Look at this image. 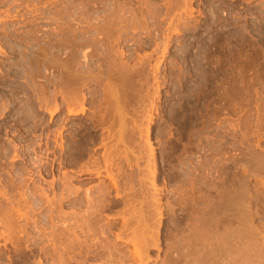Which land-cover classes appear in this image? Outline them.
Here are the masks:
<instances>
[{
	"label": "rangeland",
	"instance_id": "rangeland-1",
	"mask_svg": "<svg viewBox=\"0 0 264 264\" xmlns=\"http://www.w3.org/2000/svg\"><path fill=\"white\" fill-rule=\"evenodd\" d=\"M4 1L6 2V4L4 2L5 5L3 4V0H1L2 3L0 4L1 5L0 6V25H1L0 26V30H1V32H3L2 30H7L6 28H7L8 25H10L8 27H11V31L17 30V29H18L19 32L22 31L23 32V33H21L22 35H25L29 31H32L33 32V28H35L34 29V32H36V31H39L40 32L41 30L43 32L45 31V33H43L42 31H41L40 34L38 33V37H40L39 38L40 44L39 43H37V44H39V46L37 44H34V45H31V46L28 45V48H24L25 49V52L29 51V53L27 52L28 55L31 54L30 57H28V58H31V60L34 59V56H35L34 51L35 52L39 51V48L38 47H45L44 44L46 42H48V40L50 38L53 39L54 37H58L59 36L58 34H60V33L62 34V31L61 30L67 31V29H69L66 26V25H68V22H71L70 20L71 19L73 20V18L75 19V16H76V19L75 20H77V17H79V13L82 10H83L82 11L83 12V15H82V12H81V17L80 18H84L83 16H85V20H86L87 18H90L92 16V13H90L91 15H89V13H85V10H84L85 8H83V6H84L83 4L81 6L83 9L80 7L82 0H78L79 3L78 2L77 3L79 4V6L76 5L77 3L75 4V1L76 0H67V1L66 0H62V1L55 0L54 2L60 1L59 3L58 2L55 3V4H58V5H55L54 4L55 6L53 5L54 2L51 1V0H49V3H48L49 5L47 3H45V2H48L46 0H38V1L37 0L36 1H34V0H32V1L31 0H23V1H21L20 0L21 2L20 1L18 2L17 0H13L14 2L15 1L18 2L19 4L18 3H14L12 0H7V1L4 0ZM50 1L53 2V3L51 4ZM68 1H70V3H68ZM86 1L88 2V0H83L82 3L86 4L84 7H86V9L88 10L87 7H89L90 4H93V3L89 1L90 2V3L88 2V5L89 6H87V2ZM96 1L99 2L100 4L98 5V3ZM96 1H95V3H97L96 4V7H94L95 6V3L93 4V7L96 8V9H97V7L98 8L100 7V9H102V11H104V12H102V11L99 10L100 13L98 11L95 12V13L96 14L98 13L99 15L101 13H103L101 15H103V17L106 15L105 16V19H106V17H108L109 14H110V13L108 14V12H109L108 10L111 11L110 8H112V10H115V12L117 10V12L119 11V13H121V14H118V13H115L114 11L112 13V11H111V15L115 14L116 17L119 16V15L120 16L123 15V12L122 11L124 9L121 8L119 4H121V3L125 4V1L129 3V1H131V0H129V1H127V0H125V1L124 0L123 1L120 0L121 2L119 0H107V1H110L109 3L108 2L106 3V0H103L102 3H105L107 5V8L108 9L106 8V5L105 4L104 5L102 4L103 6H101V2L99 0H96ZM138 1L140 2V0H137V2ZM146 1L149 2L150 4L147 3V2H145V0H142V2H145V3H142L141 2L143 5L146 4L145 6H143L139 2L138 3H139L140 6L139 5H136V1L134 2L135 3L134 5H136L135 7H133L134 5L131 6L133 3L132 4H129V5L126 3L125 5H127V7L129 6L128 8L131 7V9H127V7H126L125 10L126 9L127 10L124 11V12H128L127 14L129 16H127L126 14H124V16H125V18L129 17V18H132V19H136L133 16H140V15H143V14H144V16H148V19L149 20H152V21H148L147 20V17H144L143 16L144 17V20H146L145 22L148 25H146L143 22L141 23V26L139 25L140 22H141L140 19L143 20V17L142 16H140L142 18H139V19L137 17V19L135 21L132 20V19H129V20H132L134 22H137V20H138V22L140 21L139 23L138 22L135 23L134 24V27H135V25H138V27H141L142 28L144 25H146L145 27H147L148 31H152L153 34H151V32L148 33V31H145L144 29H142V30L141 29H138L137 27H135V28L138 29V31H137L138 33L137 32L135 33V28L134 27H130L132 25V22L129 21V20H127V19H126V21H124L125 20L124 19V16H122L121 21L124 19L122 21L124 24L129 21L131 23V25L128 22L129 23L128 24V28H134V30L129 29L131 31H128V30H126V29L123 28V30H126V31L123 32V30H122V32L124 34L126 33L127 35H129L128 36L130 38V39L128 38L129 39L128 40L129 43L128 42L127 43H123L125 45H123V44L117 45V43H116V46L117 47L115 46V48H114V50L115 49L116 50L119 49V51H120L121 48L124 49V50L127 49V53H132L133 54V58H136V59H133L132 58L130 60L129 59H124L123 61L122 60H120V61L118 60L119 62L116 61L118 64L121 61L122 62L126 61L124 63H127V64L129 63L130 65H132L131 67L133 68V66H136L135 63H137L139 61H140L139 63H141V59H139L140 57L143 58V56H147V59H149L150 62L147 61V59H145V60L147 61V64H150V65H146V69H144V70H146V72L147 71H150V72L154 73V74L149 73V72L146 73L147 74V76H145L146 81H143L142 80L144 82V85H143V82L141 80H139L137 82H136V80H133L136 85L134 83H132V84H134L135 86H137L138 83H141L142 82L141 84L144 87V89H143L144 91L141 90V85H139L137 87H140V89H138L137 87H136V90L134 89V91L138 92V94L136 93L137 95H135L134 92H132V89H130L129 93H127V94H131V92H132L133 93V94H131L132 97H131V95L124 96V97H129L130 96L131 98H135V99H130V97L129 98H125L126 101H128L127 103H129V105L128 104L126 105L128 107L130 105L136 103L135 107L133 105H132L133 107H131V106L129 107L130 114H128L129 111L126 110V111H128V112H126L128 115H132L134 113L133 115H137V117L139 116L138 119L141 117V115H145V117L148 116V118H150V119H148L146 117L147 118L146 119V118H143L144 116L142 117V119H144V120H142L143 124H141V125H146V124L149 125V127L146 125L147 127L146 126H142V128L140 126V123H141L140 120L141 119L140 120L137 119L138 122H139L138 125L140 126V128L137 130L138 126H136L135 129H136V131L138 133L135 132V131H132V129L135 127V124L136 123L135 124H134V122L131 123V124L130 123H127V126L129 124L131 125V129L130 130L132 132L136 133L135 135H134V133H132L134 135L133 137H136V138L138 137L137 139H135V138L133 139L132 138L133 139L132 141L137 142L139 140V138H140L141 140L138 141L139 143H136V144H137L138 147L141 146V144H142L141 148H138L137 146H135L136 144H132L133 149L135 147L137 149H139V150L141 149L140 152L134 151L136 148L134 150H132V147L128 146L127 150L131 148L128 151V153H130L129 155H132L130 157L131 158L133 157V158L138 159V160L139 159H142V160L144 159L143 160V163H141L142 160H139V161H141V162H139V166H141V164H142V165H144L143 167H145V165L147 164V163L144 164V161L145 160H146V162L148 161V165H149V162H151L152 167L150 165V168H152V169L150 171H152V173H153V168H154L153 163H154V165H155V168H154L155 172H154L153 175H157V176H155V178L153 176L154 181L152 180V182L150 181L151 178H152L151 177L152 175H150V177H151V178H149L150 180L147 179L148 177L146 176L147 178H145V181H144V184L145 185H143L142 187L139 186V185H136V186L141 187L140 188L141 190L144 189L143 191L146 190L145 192H148V191L150 192L151 190H148V189L151 186V184L153 185V183H154V185H155L157 183L156 186L153 187V188H151V189H152L153 192H155V190H156V192L162 191L161 192L162 193L161 199L163 197V199H162L163 202H161V203L163 204V208H164L163 209V212H165L163 214L166 215V216H163L164 217L163 218V221L164 222L162 221L163 222V223H161V226H162L161 229L162 230H160V232H159V238L161 237V239H159V245H160L161 249L159 248V250H158L156 247L150 249V252H149L150 259L148 260L150 262H144V263H147V264H164V263L165 264H168V263H170V264H172V262L173 263L178 262V261L175 260L177 258H174V261H173V258H171V257H176L177 256V255L175 256L176 250H174V249H179L180 250L181 248H183L182 250H184V249L187 250V247L190 246V243H189V246H188V241H191L192 240L191 239L192 236L190 235L191 232H192V228H189L188 225H187V224H189V220H185L186 218H188L187 216H189V214H187V213H189V212H187V213L184 212L185 211L184 208L188 207V208H186V210L187 209L190 210L191 207L193 208V206H194L193 203L195 204V206H197L196 205V202L198 201V198L200 199L198 202H201V200L203 199V197H204V200H207V201H205L206 203L208 202L209 198H210L211 201L214 200L213 201V205L215 206L218 203L217 201H219L218 198L220 199V196H222L221 194H223V195L225 194V197H226V195L228 196V198L230 199V200L228 199V201L231 202L232 205L235 203V201H237L239 198L242 199L243 196H244V199H242V200H244V203L246 204L245 200L247 199V205H248L249 208L247 207V205H244V203H243V206H242L240 204V202H239L240 199L237 201L242 206V208H244L245 206L247 207V209L245 207V209L247 211V212L246 211L245 212L247 214H245V212H244L245 215L243 214L244 215L243 217L245 219H247L249 216L251 218L254 216L253 218H255V219H254V221L252 219V223H251V221H250L251 218L249 217L250 219L248 218V220L250 222H247V220H246V222H244L245 224L246 223L247 224L251 223L252 225L254 224L253 226H250V224L248 225V228H249L248 231H247V226L244 223L242 224V222L244 220L243 221L241 220V225L240 226H241V228L243 226L245 228V229L243 228L244 231H243V229L241 230V228H239V232L241 230L242 237H241V235L236 236L238 234V232H237L238 229L237 230L235 229V226L237 224L234 225V227H233V224L231 226V224H230L229 221H228L229 224H226L229 227L227 226V228L226 227L225 228L228 230L229 233H231V232L234 233V231H232L233 228L236 231L234 234H232V237L230 239H229L230 234L228 232H226V233L229 234V237L228 236H227L228 238L226 237V233H225L226 230H225V228H224V233L225 234H222V232H221V231H223V229H220L219 228L220 229V232L217 231V229L215 231L212 229L215 237L213 236V234H210L211 235L210 240L212 238L211 241L209 240L210 241V243H209L210 246L214 247L215 244H217L216 242L220 243L222 239L219 241L217 238H219V237L221 238L223 235H225V237L227 238V239L224 238V244L226 242L225 239L226 240L229 239L227 241L229 243L230 242L231 243L232 242H235L234 244L233 243L232 244L231 243L230 244L229 243L227 244V242H226L225 246L228 245L227 246L228 248H226V250H224V252L221 251V253L224 254V253H226L229 250L227 252L228 254H224L225 256H223L220 253H219L220 255L218 253H216L218 255L216 257V259H218V257L219 258H221V257L222 258H226L227 259L226 260V263L227 264H235V263L236 264H239V263H237L239 261V259H241L240 260V264H264V219H263V217H264V215H263L264 214V210H263L264 209V182H263L264 181V177H263L264 174L263 173L264 172H262V171L259 172L260 171L259 169H262L261 167L264 168V120H263L264 119V41H263L264 40V0H196V1L194 0L192 2V4H191V7H193L191 9L194 10V11L192 10L193 13H194V15L192 16L193 18L189 17V19H191V20L193 19L192 21H198V23L195 22L197 25L195 26V29H194V27H192V29H191L192 31L191 30L182 31L181 29H179L181 31L178 34H177V31L172 32V30L174 31L173 28H176L177 29V23H175L176 22V19L179 16L177 14L180 13V15H183L184 16V13H182V12H184L185 7H183V4H180V2H182L183 0H180V1L177 0V3H179L178 4L179 7H178V5H173V4L171 6H168V4H165V1L164 0H158V1L157 0H152V1L151 0H146ZM163 1H164V3H163ZM174 1L175 0H171L170 2L175 3ZM12 2L15 5L16 4L17 5L15 6ZM62 2H64V3H62ZM66 2L72 8L75 7V9L74 10L71 9V7L68 6ZM151 2L153 3L151 8H153L154 6H156V7L159 6L157 8H153V9H155L154 11L156 13L153 12V10H150L149 11V14L153 12L152 13L153 14L152 18L150 17L149 14H146L145 15V13H148L147 12L148 11L147 9H146V11L145 10L143 11V9H145L146 7L149 8V6L147 4L151 5ZM205 2L208 3V5H205L206 4ZM10 3H12L14 6L11 5ZM25 3H27V4H25ZM44 3L47 6H45ZM114 3H116V4H114ZM61 4H63V7L64 8L62 7ZM74 4L76 6L73 7ZM117 4L120 7V9H123L122 11L118 10L119 8H118ZM123 4H122V6H123ZM25 5H26V7H25ZM66 5H67V10L65 9V6ZM109 5H110V7H109ZM113 5L114 6L116 5L115 7H117L118 9H113V8H115V7H113ZM165 5H167L168 8L171 7V9H173L175 6H177L176 7V9H177L176 12H175L176 9H173V10L166 9L170 13H173V11H174V13H175L174 15L175 16L177 15L175 17L176 19H174L175 21L173 23H172V21H173V18L174 17H171L169 15L170 18H172V19H170L168 17V15L165 16L166 15L165 14L166 13V10L164 8H166V7H163ZM49 6L50 7L52 6L53 8L51 9ZM57 6L58 7L60 6L59 7V12L61 11V9H63V11H64V12L63 11L61 12V16L64 13L63 14V18L65 19L64 22H62V20H64V19H62V18L60 19V17H61L59 15L60 13L59 12H58L59 14L56 13L57 10H58L57 9L58 8ZM137 6H139L140 9H141L140 11L142 13L140 12L141 13L140 15H137L138 14L137 13V10L138 9H136ZM180 6L182 8H184V10L183 9H180ZM16 7H18V8H16ZM55 7H56L57 10L54 9ZM93 7H91V8H93ZM91 8L89 7L88 12H91L90 11ZM218 8H220L222 12L219 11V16L216 18V15L214 14V12ZM70 9H71V11H70ZM220 9H218V10H220ZM16 10L18 11V13L15 12ZM37 10H38V12H35ZM53 10H56V11H53ZM68 10L71 13H74L75 10H76L75 13L76 14L78 13L77 14L78 16L74 13L73 14L74 16H71V19H69L70 17L68 15H71V14L69 13ZM87 10H86V12H87ZM135 10H136V15H132L133 12L135 13ZM65 11L68 12L67 16H66V12ZM94 11H95V9H94ZM94 11H92V12L94 13ZM105 11H107L106 13L108 14V16H107V14H105ZM131 11H133V12H131ZM157 11L158 12H161V13H158ZM198 11H199V14H198ZM42 12H44V15L42 14ZM51 12H53V13L55 12V13L53 14ZM48 13H50L52 16L50 14H48ZM129 13L131 14V16H130ZM55 14H56V17H58V19H60L61 21L60 20H56L54 18L55 17L54 16ZM85 14H87V15H85ZM96 14L93 15L94 17H92L90 19H87V20H89L88 22L91 21L90 23H86L85 22L86 24L85 25L82 24L81 26H83V27L85 26L84 29H86V26H87V28L90 27V29H91V27H92V25L94 23L96 25L98 23V21L99 22L101 21L100 24L98 23V25H96V26H99L100 25V27H97L96 28L98 30V28L99 29L101 28V25L103 26V24H108L107 21H110L111 19H112V21L113 20H116V21H114V22H116V24H117V22H119L120 24H123V23L120 22V17H119V19L117 21L115 15H113V17H115V18H112L110 16V17L107 18L108 20L106 19L107 21L104 22L103 21L104 18L101 15L100 16L102 18H100V16H98V14L96 16ZM167 14H169V13H167ZM206 14H207V16H206ZM212 14H214V15H212ZM158 15H161L162 17H160ZM171 15L173 16V14H171ZM220 15H221V17H220ZM48 16H49V18H48ZM64 16H66V17H64ZM86 16H87V18H86ZM41 17H43V19ZM45 17H46V19H45ZM51 17H53V18L51 19ZM167 17H168V19L165 20V18H167ZM47 18L48 19H51V20H48ZM66 18H68V19H66ZM187 18H188V16H187ZM53 19L56 20V21H54ZM92 19H95V21L94 20L92 21ZM214 19H215L216 23H215ZM34 20H36L38 23L39 22L40 23L37 24V22L34 21ZM67 20H69V21L66 23ZM75 20H73V21H75ZM78 20L80 22L85 21L84 19H82V20L81 19H78ZM162 20H163V23H162ZM218 20H219V22H218ZM33 21L36 22L35 23V26L33 24L34 23ZM41 21H43V22H41ZM48 21H49V23H48ZM51 21L52 22L54 21L53 22L54 23L53 25H52V23H50ZM59 21H60L59 24L56 23V22H59ZM79 21H77V22L75 21L74 24L71 22L72 23V27L75 26V29H77L76 28L77 27L76 24ZM166 21L167 22L171 21L170 23H172V24L175 23V24L173 26H170V23L168 24ZM114 22H113V25L115 26ZM155 22H157L158 24L155 23ZM63 23L66 24L65 25L66 27L64 26ZM154 23L157 24V25H155ZM87 24H89V26ZM193 24L194 23H192L191 26H194ZM12 25H13V27H12ZM17 25H19V26H17ZM36 25H37V27H36ZM48 25H50V26H48ZM51 25H52V27H51ZM44 26H46V28H44ZM58 26L61 27L60 32H58L59 31L58 30L59 29ZM68 26H70V23H69ZM108 26H109L110 29L113 27L111 21H110V25H108ZM154 26H156V27H154ZM14 27L15 28L18 27V28L15 29ZM55 27H57V30H56ZM150 27H151V29H150ZM168 27H172V28H170L171 30L168 29ZM196 27H198V28H196ZM36 28H37V30H36ZM54 28L57 31V34L56 33L53 34L54 31H55ZM92 28L94 29V26ZM28 29H29V31L27 32ZM45 29L48 31V33H46L47 31ZM52 29H53V31H52ZM72 29H74V28H72ZM155 29H157V30L154 31ZM8 30H10V28H8ZM168 30H170V31H168ZM112 31L115 32V33L118 32V31L117 32L114 31V29H112ZM132 31H134V33H132ZM128 32H131L132 34L131 33L128 34ZM167 32H172L173 35H171L170 33H168L167 36H165ZM91 33L92 32H88V35L85 34V35H83V37L85 36V38H86V37L89 36L90 39H91V42L93 43L92 39L93 38H96V37H93L92 38L91 35H89ZM146 33H148L149 35L151 34V36L154 35L153 36L154 38L151 37V36L149 38V35L148 34L146 35ZM156 33H158V34H156ZM41 34H43V35H41ZM49 34H53V35H51V37L48 38L50 36ZM117 34H115V36H117ZM133 34H135V35H133ZM45 35H48V36H45ZM130 35H132V36H130ZM169 36H171V38H169ZM43 37H45L44 39L47 38L46 39V42L43 39ZM89 37L87 38L88 40H89ZM133 37H136V38L133 39ZM151 38L152 39H155L156 40V43L157 44L159 43L160 45L158 44V46H157V44H150V42H152V39ZM165 38H167V40ZM136 39H139L141 41H138ZM41 40H44V41H41ZM155 40H153L152 43H155L154 42ZM158 40H160V41H158ZM89 41H87V42L90 43ZM112 41H111L112 45H115L114 44L115 41H113V42ZM163 41L166 42V45L167 46L163 45ZM134 42H136L137 44L138 43H141V44L144 43V44H146L147 45V47H146L147 49L145 48L144 50L139 51L138 52V55H136L137 53H136V51H133V49L137 50L138 47H137V44H134ZM92 43H91V45L89 44V46L95 45V43H93V44ZM86 44H85V46L83 48V52H85L87 50L86 52L88 53L90 50L92 51L93 47H87L88 44L87 45ZM148 44H150V45H148ZM0 45H1L0 46L1 48L3 47L4 50H6L7 52L9 51V50H7L8 49V46H10L9 44H7V47H6V43L4 44L3 41H0ZM127 45H129V46H127ZM85 47H86V49H85ZM96 47L94 46V49L95 48L98 49L97 44H96ZM101 47H100V52L104 50L103 49L104 46L101 45ZM164 47L167 48V49H165ZM89 48H92V49H89ZM105 48H106V45H105ZM128 48L131 50L130 52H128L129 51ZM81 50H82V48H81ZM63 51L65 52L66 50H63ZM63 51H61V54H60V52L59 53L57 52V55L55 56V58L56 57H59V60H61V62L59 61L60 63H62L63 61L64 62L65 61L67 62L68 59H70V58H66V57H68L67 56V53H66L68 51L65 52L66 53L65 55L63 54L64 53ZM94 51H95L94 53L96 54V52H98L99 50L98 51L97 50H94ZM31 52L34 54V56H33V54ZM133 52L136 53V54H134ZM23 53H24V51H23ZM53 54H49V56L47 57L48 59L50 58L51 61L46 60L47 58H45L44 60H46L47 63H49V62L51 63L52 60L55 59L53 57L55 54L54 55ZM62 54L64 56H66L65 58L67 60H64V56ZM142 54H144V55H142ZM249 54H250V56H249ZM80 55H82V54H80ZM80 55H79V53H77L78 58H75V60L76 59L79 60L80 57H82ZM61 56H63V57L61 58ZM137 56L139 58H137ZM92 59L89 60L90 61V62H88L89 64L83 63V57L79 61L83 63L82 66H86L87 65L86 67L89 66L91 68H94L99 63L100 64L102 63L103 64L102 67L103 66L105 67V64L106 63L105 62H102V60H100L98 56L96 58L97 60L96 59H93L92 60ZM98 59H99V61H98ZM19 60L20 59L18 57H16V58L15 57H12L10 59H7V58H4V57L0 56V71H1L0 72V106L3 107L2 105H4L6 107V108L4 107L6 109V110L4 109L5 112L3 111V108H1L2 111H0V132H1L0 133V158H1L0 161L3 163V166H4V167H0V168L1 169L2 168L5 169V170H3V169L1 170L0 169V171H1L0 173L4 177H7V178H11L12 177L11 179H7V178L4 179V177L2 179L1 178L2 176L0 175V178L3 181V183L1 181V184H2L1 186L4 187L6 184H8V185H6L7 187L10 186V185L12 186L13 183H11V181L14 182L15 181L14 179H16L15 182H17L19 180L17 178L18 177L20 178L23 174H26V173L27 174L28 173H31L32 174L33 173L34 175L33 174L32 175L29 174L31 178L28 175H27V179H24L26 177L23 178L24 181L25 180H28V181H25V182L23 181L24 184H20V180L17 183H19L20 185H25V188L27 187L28 189H31L30 188L31 186L33 188V185H35V183H36L37 184L36 186H39V187H37L38 190H39V188H40V191L43 188L45 190L48 188L47 191L48 190H51V191L50 192L49 191L48 192L47 191H45V192L41 191V193H42L41 194L36 189V191L40 194L39 196H37L38 193L36 192V194H37L36 195L37 200H36L35 195H33L34 192H28L27 193V191H28L27 188H26L27 189L26 192H24V193L21 192V191H23V189L22 190L20 189V191H18L19 189H17V191H16V188H18L16 185H18V186H20V185L17 184V183H15V182L14 183L16 184L15 185L16 188H15L14 184H13L12 187H8V189H6L4 187L5 188L4 191L2 190V187H0L1 188L0 189L1 190L0 194L2 195V196L0 195V207L2 206L0 208L1 209L0 212L2 214L4 213L6 215L7 212H9L8 214H10L11 213V210H13V212L10 214L11 216H13L16 213V211L18 210L19 212L17 214H15L18 218L16 216H15V218L12 217L11 218L12 219L11 222L14 221L16 224H18L20 222V224H22V225H20V224H18V225L22 228L23 225H24L23 223H25V220H22L23 218L20 219V217H19L20 215L19 214H24V213L26 214V212L23 213L22 210L25 209L27 211V209H30L29 206L28 207H26V206L20 207V205L17 204L18 202H21L22 201L21 200L22 197L20 198V196H22L21 195V193H22L25 197H28L29 196L30 199H31V197L33 196L34 199H35V200L32 199V202L34 201V204L33 203L31 204L32 209H30L33 213L30 210H28L30 212L27 211V213H29V216L30 217L31 216L33 217V215H37L39 217L42 216V218L44 220H46L45 218L46 217L48 218L54 212V214H52L51 217L54 218L55 220L54 219L53 220H49L51 218H48V220H46V222L43 221L42 223L49 225L52 222V228H53V230L55 228L53 226H57V228L58 227L59 228L58 229L55 228V230H54V233L57 232V233L54 234V235L57 234V238L54 235L53 236L51 235L53 238L51 236H49V238L52 239L53 241H54V239L57 240L56 243L53 242L52 240H50L48 237H46V238L44 237L42 239H39L38 234H37L39 232L35 231L36 229L33 230L32 228H34V227L31 226V225L29 226L30 229H28L26 227L27 236H25L24 239H23V240H27L29 243L27 241H25L26 243L24 242V244H23V242H21V241H18V243H17L16 240H14V239L11 240V238H13V236L15 238V235L11 234V232H10L13 229L10 230V231H8L10 233L9 234L10 236L8 235V237L9 238L11 237V238L8 239V237L6 236L8 234V232H7V234L5 233V235L3 237L4 238L7 237V238H5V241H7L6 239H8L9 241L11 240L12 243L8 241L7 243H8L9 246L6 245V246L0 247V264H24L25 262L23 261V257H24V254L23 253L27 254L28 255L27 258H29V257H31L32 254H34L35 252H37V247L36 246H31L32 244H34V245L35 244L36 245H40L42 243V245L45 244V246H47V248H49V250H50L51 249L50 247L52 246V244H54V245L55 244L56 245L58 244V246H59L61 244V243H58L60 239H61L60 242L61 241L65 242L66 237H67V240H68V238L74 236V234H75V239L78 238V240H79V241L77 240L76 242H83L84 241V237H83L82 234H84V232L86 231V230H84V232H83V231L80 230V227L81 226L83 227V225H81V224H85L82 220H85L86 218H83V217H85V215H87L86 212L89 211L90 208H92L93 203L96 202L95 200H97V198L100 195L99 192H94V193L91 192V194H93V195H91L89 193L91 195L90 196L91 199H90V198L86 197L87 196L86 194L88 192L85 194V192H83V190H84L83 188H85V190H86V188L87 189H91L90 187H92V186H93L92 188H95L96 186H98L102 182V179L101 180L95 179L94 181L93 180H89V176L88 175H85V176L82 175V177H79L78 175L73 174V176L75 177V178H73V183H72L73 187L75 186L76 188L77 187L78 188H81L82 187V188H81V191L80 192H77L76 194L74 192H72V193H74L73 194L74 196L76 195V197H74V196L71 195L70 198H72V197H74V198L81 197L83 199V203H79V205H74L75 207H73V205H70L69 204V199L68 198L70 196V193L66 192V194H68L67 195L68 197H67L65 195V189H66V187L65 186H62V185H64L63 183L65 181L63 179H60V178H59L60 181L57 182V180H56V179H58L59 175L62 176L63 174H68V171L69 170L71 172L73 171V170H71L72 168L68 169L69 167L66 166V165L65 166L63 165L61 167V165H62L61 163L63 162L62 159L64 160V162H68V161H71L72 158H73V157L70 156L69 149H67V147L69 145H67V147H65L66 144H68V142H67V139L68 138L66 139L65 137L69 133V131H71L72 129L73 130H76V129L77 130H81V128H83L85 126L84 124L86 122V121H83V120L89 119V116H90V119L93 118L92 115L94 116V114H92V113H94V112H92V111H94V108L92 106L91 107H88L89 106V104H88L87 105V107H88L87 108V115H88V117L86 115L84 117V119L81 118V117H79L78 119L71 118L72 123H70L67 126H65L66 122L65 123H62L63 122L62 119H64L65 118V115H66V110H65L66 107H64L63 108V113L59 117L60 120L58 119L60 122H57V124L55 122L54 123L50 122L51 120H50L49 114L46 111L43 112L44 109L38 108L39 107L38 106L39 105V103H38L39 101H38V98L37 97H41V95L44 94V92L41 93V91H43L42 90L43 87H45L47 85L46 87L48 88V85H49L48 83H50L51 81H56L57 77H59L62 74V73L60 74V71H61L60 64L58 66L54 65L55 68L57 67L56 69H54L53 65L52 66H49V67H51L49 69V67L47 68L46 66H48L50 64H47L46 63L45 64V67L47 69H45V67H44L43 69L40 70V71L43 70L42 71V75L45 76V74H46V76H45L46 79H45L44 76H42V77H39L38 76L37 78L34 76L33 73H35V75H36V72H34L33 69H34V67L36 68V66H34L36 63L34 62L35 63L34 65H33V63H30V62H33L34 60L33 61H29L30 59L29 60H25V62L22 65L18 64V61ZM78 60H76V62H78ZM91 60L94 61V62H92ZM110 60H113V59H110ZM244 60H245V62H244ZM96 61H98L99 63L96 62ZM93 63L96 64V65H94ZM112 63H115V62H112ZM139 63H137V64H139ZM14 64H16V65H14ZM26 64H28L29 66L26 65ZM79 64L81 65V63H79ZM17 65H18V67H17ZM130 65H127V66L130 67ZM10 66H11V68H10ZM19 66H20V68H19ZM25 66L28 67V69L30 68L33 73L31 72L30 69L29 70L26 69ZM138 66H141V65H137V67H134V68H138ZM21 67H24L27 70V72H26V70H24V68H21ZM58 67H59L60 71H59ZM100 67H101V65L98 68L96 66V68H94V69H99ZM155 67L156 68H159V69H157L158 72H157V70H156ZM220 67L221 68L224 67V68L220 69ZM16 68H17V71H16ZM132 68H131L132 71H137L136 69L134 70ZM36 70L37 69H35V71ZM44 70H45V72H44ZM152 70H154L155 72L152 71ZM14 71H16V72H14ZM28 73L29 74H33V76L35 78L30 77L31 78V81H30V78L28 77L29 75L26 76ZM156 73H158L159 75L156 74ZM146 74L144 73V75H146ZM37 75H39V74H37ZM47 75H50V76H47ZM146 77H148V79ZM157 78H159V79H157ZM142 79H144V78H142ZM39 80L42 81V82H40ZM46 80L47 81L50 80V81L47 82ZM31 82L33 83L34 86L32 85ZM35 82L37 84H35ZM29 83H30V85H29ZM45 83H47V84H45ZM39 84H44L45 86H43V85L41 86ZM102 84H104V83L101 82V84L99 85V87L98 86L95 87V88L94 87H91V88H89V90L90 89L91 90H94L95 89L94 91H98L99 90L98 93L97 92H94V93L100 94L99 92L102 91V90H100L98 88H103V87H101V86H103ZM35 85H37V86H35ZM38 85H39V87H38ZM134 85H132V86H134ZM27 87H30V88H27ZM35 87H37V90H38V88H40L36 92L37 94L35 93V91H33ZM156 88H158V89H156ZM138 90H141L142 92L141 91H138ZM86 91L87 90H85V92ZM38 92H40V93H38ZM39 94H41V95L39 96ZM35 95H36V97H35ZM133 95L135 97H133ZM14 96H15V98H14ZM60 97L61 96L58 95V99H59L58 101H61L62 100ZM124 97H123V100H125ZM6 98H10V99H6ZM11 98H14V99L12 100ZM46 98H48V97H46ZM35 99H37L38 102ZM129 100L134 101V103H132ZM14 101H16V102H14ZM139 101H141L142 103L144 102L143 104H141V107L142 108L140 107L139 104H138L139 106L137 105V102L138 103H141ZM48 102H50V99L48 100ZM48 102L46 104L49 105V109H50L52 106L50 107V103H48ZM24 103H25V105H24ZM32 103H34V104H32ZM130 103H132V104H130ZM37 109L39 110V112H38ZM41 109H42V111H40ZM91 109H92V111H91ZM125 109H127V107H125ZM47 111H49V110L47 109ZM144 111L147 112V113H144ZM2 114L3 115L5 114V115L3 116ZM127 114L125 116L126 119L131 118V116H127ZM146 114H148V115H146ZM1 115L3 117H1ZM28 115H30V116L27 117ZM149 115L151 117H149ZM22 118H23V120H22ZM26 118H29V119L27 120ZM134 118H136V116L133 117V119ZM79 119H82V120L79 121ZM131 119H129V120H131ZM24 120H26V122ZM132 121H136V119L135 120H132ZM132 121H129V122H132ZM260 122H262V123H260ZM87 123L89 124V127H91V128L93 127V125L90 122L87 121ZM74 124H76V125H74ZM130 125L128 127H130ZM68 126H69V128H68ZM132 126H134V127L132 128ZM61 127H62V129H61ZM148 128H149L148 131L145 130V129H148ZM57 129L58 130H62L61 132L66 131V132H64L65 133L64 134L65 136H64L63 140L62 139L60 140V138L58 137V140L62 141L63 144L65 143V146L63 147V150L65 151L64 153L61 150H60L61 152L58 151L60 149V147H57V145L54 143L55 139L52 137V134H53V136H54V134L56 135L55 130H57ZM140 129L143 130V131H147L149 133L142 132L143 134H141L140 136L141 137L144 136V138H141L139 136V134L141 133V132L139 133V131H141ZM146 134L148 136V139H147ZM85 138H87V136ZM58 140H57V143H61ZM46 141H47V143H46ZM48 141H50V142H48ZM51 142H53V143H51ZM143 142L146 145L150 143L149 145L153 148V151L154 152L151 153L152 148H150L149 145H148L149 148H147L146 145ZM51 145H54V146L56 145V147L51 146ZM50 146L52 148L53 147L54 148H57V149L59 148L58 150H56V152L57 151L60 152V156H59V153L57 152V155L58 156L57 155L56 156L59 157V158H57V162H56V165H55V171H57V170H61V171L60 172L57 171V173L55 172V174H51L50 173L49 175H51V176H49L48 174L45 175V173H43L42 174L43 176H42V175H40L42 171L40 172L39 171L40 170L39 168L37 170V167L36 166L34 167L32 165V161H34L35 158H37V160H39L38 158H40V157H37V156L42 155V153H44L46 155V153L48 154V152H51V151H47V149L51 150L50 149ZM34 147L36 149L35 151L32 149ZM46 147H47V149H46ZM142 147L146 149V152H149V153H151L153 155V156L150 155L151 158H152L151 160H148L149 157H147V156H149V153L146 156V154H144L145 153V150ZM39 148H41V150H46V151L45 152L44 151L42 152ZM148 149H151V150L149 151ZM9 150H11L10 153L13 152V153H11V157H9V156L7 157L6 156V155H10L8 153ZM38 150H40L41 153H39ZM66 150H68V151H66ZM72 150L75 151V148L72 149ZM32 151H33V153H32ZM122 151H125V149H123ZM142 151H144V152H142ZM28 152H29L30 156H29ZM4 153H6V154H4ZM36 153H39L40 155H37ZM61 153H63V154L61 155ZM65 153H66V155H67V153L69 154L68 155L69 156L68 158L65 155ZM136 153H138V154L141 153L143 155L140 154L141 155V158L139 157V155L136 157ZM1 154H2V156H1ZM33 154H34V157L32 159L29 158V157H32L31 155H33ZM44 154L42 156H45ZM12 155H13L14 158L12 157ZM15 155H17V157H19L20 159L19 158H16ZM35 155H36V157H35ZM50 156H49V158L52 160L53 159L52 158L53 156H51V157ZM65 156H66V158H63ZM145 156L148 159L145 158ZM60 157H61V159H60ZM122 157L124 158L123 155H122ZM41 158H42L43 165L46 164L47 163L46 156H45V158L44 157H41ZM74 158H75V156H74ZM123 158L120 159L122 162L124 160ZM29 159H31V162L29 161ZM68 159H71V160H68ZM135 159H133V160H135ZM153 159H154V162H153ZM254 159H256V160H254ZM15 160H17V161H15ZM58 160H61L62 162L61 161H58ZM13 161L16 162V164ZM6 162H8L9 164L6 163ZM134 162H136V161H134ZM48 163H50V164H47L48 166L51 165V162L50 161H48ZM57 163L58 164H61V165H58ZM6 164H7L8 168H7ZM10 164H11V167H10ZM23 164H25V168H23L22 171H24V170L26 171V168L28 170L29 167L30 168L32 167L31 169H34V170H31L30 169L31 172H30V170H28L29 172L28 171L27 172L24 171V172H22V175H21V172L19 171V169L20 168L22 169V167L24 166ZM63 164H66V163H63ZM124 165H125V163H124ZM26 166H28V167H26ZM56 167L57 168L59 167V168L57 169ZM11 168L13 169V171L11 170ZM35 168H36V170H35ZM62 168H63V170H62ZM145 168L149 170L148 167H145ZM145 168H144V170H145ZM257 168H258L259 171L258 170L255 171L254 170V169H257ZM133 169H128V170H130V172H127V170H126V172H123V175L124 176L125 175L131 176L133 174H136V175H133V176H131L129 178L130 179H134L135 177H137L135 183H137V180L141 178L140 180H138L139 181L138 184H139V183H141L140 181L144 180V178L141 177V176H145L144 174L143 175H141V174L144 173V172H145V174H148V173H147V171H144V170H143L144 172L140 173V171H141L140 170V167H138V168L136 167L134 170ZM136 169L139 172L136 171ZM131 170H133L135 173L134 172H131ZM9 171H11V174H8V173H10ZM150 171H148V172L150 173ZM12 172H13V174H12ZM223 172H224V174H223ZM61 173H62V175H61ZM124 173H127V174H124ZM252 173L254 174V176H256V177L257 176L258 177L260 176V177L259 178H256V179L254 177L252 179V177H253V174ZM7 174H8L9 177L7 176ZM10 175H11V177H10ZM52 175H54L57 178H53ZM14 176H16V177L14 178ZM77 177H79L80 179H77ZM247 177L249 178V182L250 183H248V182L246 183V181H244V180H247ZM74 179H76V181ZM155 179H156V181H155ZM4 180H6V182H5V185L3 186ZM9 180H10V182H9ZM52 180L55 181L54 188H53L54 190L53 191H52L51 186L49 187V185H51L49 183ZM146 180H148L149 182L146 181ZM105 181H107V180H105ZM217 181H219V182H217ZM242 181H244V183L246 184V187L251 192H248L247 191V188L246 189L244 188L245 186L244 187H241L242 188L241 190H243V188H244L247 192L245 190L244 191H240L239 190L240 188H239L238 190L240 192H239L238 195H240L242 193L243 196L242 197H241V195L240 196H236L237 199H235L232 202L231 201L232 198L233 199L236 198V197H233L236 194V192H237V191L235 192V188H237L235 186H238V185L240 186V184L242 185L243 184ZM7 182H9L10 185ZM23 182L21 181V183H23ZM27 182H30V183H27ZM31 183L33 185H31ZM59 183H61V184H59ZM107 183H108V181H107ZM146 183H150V186H149V184H146ZM28 184L31 185V186H27ZM142 184L143 183H141V185ZM228 184H229V186H228ZM249 184H251L250 186H252V187H248ZM82 185H84V186H82ZM56 186L57 187L60 186L59 189H57ZM98 187H96V188H98ZM257 187H260V189L257 188ZM9 188L10 189L13 188L15 192H12ZM25 188H24V190H25ZM35 188L36 187H34V189ZM49 188H51V189H49ZM137 188L138 187H136L135 190H137ZM156 188L158 189V191H157ZM233 189H234V191H233ZM5 190H6V192H5ZM55 190H56V192H55ZM138 191H139V189H138ZM258 191H259V194H258ZM3 192H4V195L2 194ZM206 192H209L208 193L209 196H207L208 194ZM233 192H235V193H233ZM256 192H257V195H256ZM112 193H111L112 196L110 195L111 197H109V198H111L110 201L109 200L107 201L111 206L109 204H106V205L110 206L108 208H109L110 212H112V211L113 212L110 213L109 210L107 209L106 210V213L107 214H105V212L102 213V219L103 218L104 219H107L108 221L105 220L106 222H109L110 221V223L113 222V223L119 224V223L122 222V220H121L122 218H118V216L121 215V214L118 215L119 214L118 210H123V208L121 209L122 206L121 207L120 206H116V205L114 206V203L113 202L115 200L114 199L115 198L114 196H116L115 195L116 192H112ZM194 193L197 196H199V194L200 195H203V193L205 195H203L202 198H200L201 196L198 197V198H195L196 195ZM44 194H45V199H44V196H43ZM97 194H98V197H96ZM211 194H212V196H213L214 199L211 198L212 197V196H210ZM259 195H262V196H259ZM41 196H43V197H41ZM64 196L66 197V199H68V201L66 199H64V201H63L62 198H65ZM38 197H41L42 200H45V202L44 201H39L38 200ZM187 197H188V199L186 200ZM1 198H3V200ZM81 198H79V199L81 200ZM87 198L89 199V201H88ZM254 198H256V199H254ZM18 199H20L21 201H19ZM46 199L48 200V203L46 202ZM92 199L95 202H93L92 205L91 204L88 205V202L90 203V200H92ZM60 200H62L63 202H61ZM111 200H113V202ZM178 200H179L180 204H179ZM191 200H192V202L193 201L194 202L192 203ZM210 200H209V203L211 202ZM35 201L38 202L40 204V206H38L39 204L38 205H35L36 204ZM164 201H165L166 204H164ZM228 201H227V203H228ZM59 202H61L62 205H60L61 203H59ZM81 202H82V200H81ZM181 202H183V204ZM215 202H216V204H215ZM241 202H243V201H241ZM43 203L45 205H43ZM185 203H186V205H185ZM209 203H207V204H209ZM16 204L19 206V208H16L17 207ZM68 204H69V206H68ZM80 204L83 207L80 206ZM96 204H94V206H96ZM176 204H179V206L176 205ZM197 204L198 205L201 204V205H199L201 207L203 205L202 202L201 203H197ZM33 205H34V207L39 208V210L37 208H34L33 209ZM59 205H60V207H59ZM112 205L114 206V208L112 207ZM169 205L170 206L172 205L173 206L172 208H174V211L171 212V213L169 211L170 208H171ZM191 205H193V206H191ZM76 206H78V207L80 206V207L78 208ZM228 206H230L229 209L231 211H232V209H234L233 208L234 206L232 207L230 204H228ZM236 206H237V204H235V207ZM71 207H72V209H71ZM86 207H88V208L86 209ZM115 207H117V209L118 208L119 209L117 210V209H115ZM166 207L169 208L168 209V212H166L167 211L166 210L167 209ZM15 208H16V210H15ZM111 209H112V211H111ZM182 209H184V210H182ZM245 209H243V210H245ZM34 210L35 211L38 210V211H36L37 214L35 213ZM248 210H249V212H248ZM49 211H50V213H49ZM84 211H85V213H84ZM256 211H257L258 217H256ZM120 212L121 213H124L122 211H120ZM30 213H32L33 215L32 214L30 215ZM8 214H7V216L8 217H11ZM55 214H56V216L57 215L58 216L56 217ZM76 214H77V217L78 218L76 217ZM110 214L112 216H110ZM116 214L118 216H116ZM230 214H232V213L230 212ZM103 215H104V217H103ZM105 215H107V218H105L106 217ZM108 215H109L110 219H108L109 218ZM1 216L3 218V215H0V217ZM7 216H6V218H7ZM123 216H121V217H123ZM75 217L78 220H76ZM79 217H80V219H82V218L83 219L80 220ZM6 218H5V220H6ZM244 218H242V219H244ZM259 218H261V219H259ZM18 219H20V220H18ZM41 219H40V221H42ZM231 219H232V217H231ZM231 219H230V221H231ZM5 220H4V218L2 219L3 222ZM183 220H184V222H183ZM21 221L22 222L24 221V222L22 223ZM47 221L49 222V224H48ZM53 221H54V224H53ZM100 221H99V229H100V225L102 226L104 224V222H105L104 220L101 221V222ZM14 222H13V224H14ZM231 222L233 223V221H231ZM5 223H7V222H5ZM55 223H56V225H55ZM16 224H15V226L18 227V225H16ZM44 224H43V227L45 226V228L48 229L46 231L47 234L48 233H53L52 232V229H50V226L49 227H46L47 225H44ZM71 224H72V227H70ZM0 225H1L0 226V232L1 233L2 232L4 233L5 231L2 228V223H0ZM10 225H11V223L8 226H10ZM12 225L9 227V229L15 227V226L12 227ZM249 226L252 228V231H251V233L248 234V232H250V227ZM96 227H98V225ZM23 228H25V227H23ZM65 228H67V229H65ZM253 228H255V229L253 230ZM64 229L66 230L65 232L63 231ZM70 229H71V231L73 230L72 232H75L73 234L70 231V233L73 234L72 236L68 232ZM16 230H18V229L16 228ZM59 230H62L63 231V232L61 231L62 232V235H60L61 232ZM96 230H98V228ZM189 231H190V234H189ZM254 231H255V233H254ZM67 232L69 234H67ZM217 232H218V235L219 236L217 235ZM244 232H246V234ZM28 234L29 235L32 234V238H31V236H28ZM192 234H193V232H192ZM34 235H36V236H34ZM76 235L79 236V237H76ZM233 235H234V238L236 237L235 239H233ZM58 236H60V237H58ZM168 236L170 237V240H169V237ZM239 236L242 239L237 238ZM3 237L0 239V241L2 240L1 243H3V241H4V238ZM27 237H30V238H27ZM80 237H81V239H79ZM16 238H17V235H16ZM33 238L36 239L35 242L32 240ZM173 238H174V240H173ZM70 239H72V238H70ZM176 239H177L176 242L178 244L175 242ZM45 240L46 241L49 240V242L46 243ZM179 240H180V242H178ZM185 240H187V241H185ZM14 241H15V243H14ZM31 241L33 243H31ZM237 241H238V245H237ZM239 241H241V243H239ZM20 242H21L22 245L21 246L19 245V247L17 249V246H18V244ZM211 242L214 243V245ZM4 243H6V242H4ZM161 243H164V244L161 245ZM25 244H27V245H25ZM183 244H184L185 247L187 245V247L184 248ZM239 244L241 246H239ZM54 245L52 246V248H55ZM120 245H122L123 247L122 246L121 247L124 248V249H121L120 248L123 251V253L124 252L125 253L126 252H129V250H127V249H129L128 247H130V245L129 246L128 245L125 246L124 244H120ZM229 245L230 246L231 245H236L238 248H236V246H233V247H235L234 248L235 250L236 249H239L241 247L240 248V251L242 253L239 250H236V251H239L238 253L241 254V255H239L240 257L238 256V253H236V251L232 247H230ZM22 246H23V248H21L19 250V248L22 247ZM219 246L220 245L217 244L215 247L217 248ZM3 247H5V248H3ZM243 247H244V249H243ZM24 248L26 250L27 249L28 250L30 249L31 251H28V250L26 251ZM117 248H119V247L117 246ZM170 248L173 249V250H171V251L168 252V250H170ZM22 249L24 250V252H23ZM120 249H117V251L115 252L117 254L114 253L116 257L113 256V261L114 260L116 261L118 259V262L121 260L122 264H137L136 262L134 263L133 261H131V259H129V255L126 254L128 256V258H127L126 255L124 256L125 253L123 254L122 251L120 252L122 254L121 255H118V254H120L119 251H118ZM222 249H225V248L223 247ZM21 250H22V252H21ZM51 250H50V252H51L50 254H52V252L54 251V249L52 251ZM189 250H190V248H189ZM13 251H15V252H13ZM32 251H34V252H32ZM55 251H56V254H57L58 251H59V249L58 250H55ZM18 252L20 253V255H19ZM30 252H32V253H30ZM54 252H53V258L55 259L54 261L59 260V258L57 256H59L60 254H62V252H60L59 255H57V256H56V254H54ZM233 252H235L237 255H235V253H233ZM166 253H168V254L166 255ZM54 255L56 256V258H55ZM234 255L236 257H239V259L237 258L238 259L237 260ZM9 256H10V258H9ZM105 256H107V255H105ZM117 256H120V257L118 258ZM165 256H168V258H169V261L168 262H167L168 258L166 260V257ZM241 256H242V258H241ZM67 257L68 256H64L63 258L64 259L65 258L67 259ZM190 257H191V255H190ZM234 257L237 260V262L234 259ZM77 258H79V257H77ZM103 258H100V260H99V258L96 259V260H90L88 262H83L82 264H113V263L114 264H117L118 263V262L115 263V261L113 262L112 261V258L111 259L109 258V260L106 259L107 257L104 258V259H106L109 262H107ZM114 258H117V259H114ZM120 258H122V259H120ZM37 259H38V257L36 259L35 258H30L31 261L29 260V262H26L25 264H28V263H30V264H38L37 261H39V259L38 260ZM170 259H172V260H170ZM188 259L191 260L190 258H188ZM188 259H187V261L189 262ZM32 260H34V261L32 262ZM230 260H232V261H230ZM21 261H23L24 263L21 262ZM41 261H43L42 258H41ZM52 261L53 260H50L51 263H52ZM233 261H235V262L233 263ZM34 262H37V263H34ZM58 262H56V263L58 264ZM121 262H120V264H121ZM56 263L54 262L52 264H56ZM144 263H141V264H144ZM221 263L222 264H225V259H224V261H221V259H220L219 264H221ZM175 264H177V263H175ZM179 264H181V263H179ZM182 264H186V263H182ZM188 264H192V261H191V263H188Z\"/></svg>",
	"mask_w": 264,
	"mask_h": 264
},
{
	"label": "bare ground",
	"instance_id": "bare-ground-1",
	"mask_svg": "<svg viewBox=\"0 0 264 264\" xmlns=\"http://www.w3.org/2000/svg\"><path fill=\"white\" fill-rule=\"evenodd\" d=\"M7 1V0H6ZM13 1V0H12ZM18 2L20 1V0H17ZM21 1H23V0H21ZM20 1V2H21ZM32 1V0H31ZM34 1H36V0H34ZM38 1V0H37ZM46 1H48V2H45V3H49V0H46ZM51 1H55V0H51ZM50 1V3L52 4L53 2H51ZM60 1H62V0H60ZM60 1H57L58 3L60 2ZM67 1V0H66ZM83 1V0H82ZM82 1H81V5H80V7L82 6V4L85 6L86 4H84V3H82ZM92 2L93 4L95 3V1L93 0H88V2ZM100 2H101V6H103L105 3H102L103 2V0H99ZM120 1V0H119ZM123 1V0H122ZM125 1V0H124ZM127 1H129V0H127ZM136 1V5H139V3L140 4H142V3H145V2H147L146 0H145V2H142V0H140V2L138 3L137 2V0H131V1H129V3L128 2H126L125 1V4L127 3L128 5L129 4H132L131 6H133ZM152 1V0H151ZM158 1V0H157ZM165 1V4H168V6H171L172 4L173 5H178L179 3H177V0H175L174 2L176 3H172V2H170L171 0H164ZM164 1H163V3H164ZM180 1V0H179ZM194 0H183L182 2H180V4H183V7H185V10H184V8H182L181 6H180V9H183L184 10V12H182V13H184V16L183 15H180V11L178 12L179 14H177V15H179L178 16V18L176 19L175 17L177 16H175L174 14V11H173V13H170V12H168V10L170 9V10H173V9H176V7L177 6H175L173 9H171V7H169L168 8V6L167 5H165V6H163V7H166V8H164L165 10L166 9H168V10H166V15L165 16H167L168 15V17L170 18V16L171 17H174L173 18V21H172V23L175 21L174 19H176V22L175 23H177V29L176 28H173L174 29V31L172 30V32H175V31H177V34L178 33H180V31L182 30V31H185V30H191L192 29V27H194V29H195V26L197 25L196 23H198V21H192L191 19H189V17H191V18H193L192 16L194 15V13H193V9H191V8H193V7H191V4H192V2H193ZM196 1V0H195ZM4 0H3V4H4ZM14 2V1H13ZM12 2V3H13ZM18 2H14V3H18ZM40 2V1H39ZM57 2H54L53 3V5L55 4V3H57ZM78 2V0H76L75 1V4ZM87 2V1H86ZM85 2V3H86ZM88 2H87V6H89L88 5ZM89 2V3H90ZM97 2V1H96ZM109 3L110 1H107L106 0V3ZM121 2V1H120ZM119 2V3H120ZM142 2V3H141ZM2 2H1V0H0V4H1ZM12 3H10L11 5H13ZM44 3V4H45ZM62 3H64V2H62ZM67 3V2H66ZM65 3V4H66ZM68 3H70V1H68ZM67 3V5L68 6H70L69 4ZM79 3V2H78ZM76 4V5H78L79 6V4ZM98 3V5L100 4L99 2H97ZM97 3H95V6L94 7H96V4ZM117 3V2H116ZM116 3H114V4H116ZM147 3H149V2H147ZM162 3V2H161ZM206 3V2H205ZM204 3V4H205ZM5 4H6V2H5ZM4 4V5H5ZM19 4V3H18ZM25 4H27V3H25ZM33 4V3H32ZM64 4V5H65ZM73 5V7L74 6H76V5ZM93 4H90V8L91 7H93ZM103 4V5H102ZM122 4L123 3H121V4H119L120 5V7L121 8H123V9H120V7L118 6V4H117V6H118V8L117 7H115L114 5H113V7H115V8H113V9H118V10H120V11H122L123 12V15H119V16H117L116 17V15L115 14H113V15H115V17H116V19H117V21H118V19H119V17H120V22L121 23H123L122 21L124 20V21H126V19L127 20H129V19H132V18H129V17H127V18H125V16H124V14H126L127 16H129L127 13L128 12H124V11H126L127 9H131V7L130 8H128L127 7V5H125V4H123V6H122ZM150 4V3H149ZM149 4H147L148 6H149V8H145V9H143V11L145 10L146 11V9L148 10L147 12L148 13H145V15L146 14H149V11L150 10H153V12H155L154 10L155 9H153V8H157V7H159V6H154L153 8H151L152 7V2H151V5H149ZM9 5V4H8ZM15 5V4H14ZM13 5V6H14ZM17 5V4H16ZM15 5V6H16ZM31 5V4H30ZM29 5V6H30ZM49 5V4H48ZM52 5V6H53ZM55 5H58V4H55ZM54 5V6H55ZM60 5V4H59ZM62 5V7H63V4H61ZM67 5L65 6V9L67 10ZM72 5V4H71ZM92 5V6H91ZM106 5V4H105ZM136 5H134L133 7H135ZM143 5V4H142ZM146 4H144L143 6H145ZM164 5V4H163ZM205 5H208V3H206ZM1 6V5H0ZM10 6V5H9ZM22 6V5H21ZM28 6V5H27ZM32 6V5H31ZM45 6H47L46 4H45ZM50 7L51 9L53 8V7ZM83 6V8H85L84 10H85V13H89V15H91L90 13H92V16L90 17L89 15V17L90 18H92V17H94L93 15L94 14H96L95 12H99L100 13V11H102V9H100V7L98 8L97 7V9L96 8H91V12H88V10H89V7H87L88 8V10L86 9V7H84ZM112 6V5H111ZM140 6V5H139ZM139 6H137L136 7V9H138L137 10V15H140L142 12L140 11L141 9H140V7ZM25 7H26V5H25ZM24 7V8H25ZM58 7V6H57ZM60 7V6H59ZM59 7L56 9V7L54 8V9H56L57 10V12L56 13H58L59 12ZM71 7V6H70ZM105 7V6H104ZM109 7H110V5H109ZM127 7V9L125 10V8ZM132 7V8H133ZM142 7V6H141ZM178 7H179V5H178ZM16 8H18V7H16ZM33 8V7H32ZM64 8V7H63ZM69 8V7H68ZM77 8V7H76ZM82 8V7H81ZM82 8V9H83ZM106 8H107V5H106ZM105 8V9H106ZM151 8V9H150ZM49 9V8H48ZM61 9V8H60ZM71 9H75V7L74 8H72L71 7ZM71 9H70V11H71ZM78 9V8H77ZM80 9V8H79ZM81 9V10H82ZM93 9V10H92ZM94 9H95V11H94ZM104 9V10H105ZM108 9V8H107ZM111 9V11H112V13H113V11L115 12V10H112V8H110ZM218 9H220V8H218ZM216 10L215 12H214V14L216 15V18L219 16V11H221V9L220 10ZM28 10V9H27ZM50 10V9H49ZM56 10H53V11H56ZM72 10V11H73ZM86 10H87V12H86ZM100 10V11H99ZM159 10V9H158ZM179 10V9H178ZM182 10V11H183ZM193 10V11H192ZM223 10V9H222ZM34 11V10H33ZM42 11V10H41ZM48 11V10H47ZM46 11V12H47ZM52 11V10H51ZM63 11V9H61V11L58 13L60 16H61V12ZM69 11V10H68ZM69 11V13L71 14V15H68L70 18L69 19H71V16H74L73 14L76 12V10H75V12L74 13H71ZM83 11V10H82ZM81 11V12H82ZM92 11H94V13L92 12ZM109 12H108V14H109V16H108V14L106 13L107 11H105V14H107V16L108 17H112V18H115V17H113V15H111V11L110 10H108ZM130 11V10H129ZM177 11V9L175 10V12ZM15 12H17L18 13V11L16 10ZM35 12H38V10L37 11H35ZM50 12V11H49ZM64 12V11H63ZM66 12V11H65ZM79 12V11H78ZM81 12L79 13V17H77V20H75L76 19V16H75V19L73 18V20H75L76 22L77 21H79L78 19H84L85 20V16H83L84 18H80L81 17ZM102 12H104V11H102ZM131 12H133V11H131ZM141 12V13H140ZM152 12V13H153ZM158 12V11H157ZM222 12V11H221ZM224 12V11H223ZM51 13H53V12H51ZM55 13V12H54ZM53 13V14H54ZM115 13H118V14H121V13H119V11L117 12V10H116V12ZM152 13H150L149 15H150V17L152 18V16H153V14ZM156 13V12H155ZM154 13V14H155ZM158 13H161V12H158ZM167 13H169V14H167ZM40 14V13H39ZM42 14L44 15V12H42ZM48 14H50V13H48ZM64 14V13H63ZM63 14H62V16L60 17V19L62 18V19H64L63 18ZM67 14H68V12H66V16H67ZM76 14V13H75ZM78 14V13H77ZM76 14V15H77ZM98 14V13H97ZM97 14H96V16H97ZM101 14H103V13H101ZM100 14V15H101ZM130 14V13H129ZM171 14H173V16L171 15ZM198 14H199V11H198ZM203 14V13H202ZM214 14H212V15H214ZM222 14V13H221ZM18 15V14H17ZM41 15V14H40ZM46 15V14H45ZM51 15V14H50ZM82 15H83V12H82ZM85 15H87V14H85ZM99 14H98V16H100ZM132 15H136V10H135V13L133 12V14ZM170 15V16H169ZM196 15V14H195ZM223 15V14H222ZM52 16V15H51ZM55 16V17H54ZM53 17L56 19V20H60V19H58V17H56V14L54 15ZM66 16H64V17H66ZM78 16V15H77ZM95 16V17H96ZM102 17H103V15H101ZM100 16V18H102ZM106 16V15H105ZM105 16L103 17L104 19H105ZM122 16H124V19L121 21V19H122ZM130 16H131V14H130ZM140 16H144V14L143 15H140ZM140 16H133L134 18H136L137 19V17H138V19L139 18H142V17H140ZM155 16V15H154ZM158 16H160V17H162L161 15H158ZM187 16H188V18H187ZM206 16H207V14H206ZM14 17V16H13ZM23 17V16H22ZM53 17H51V19L53 18ZM108 17H106V19L108 18ZM144 17H147V20L148 21H152V20H149L148 19V16H144ZM144 17H143V20L142 19H140L141 20V22H140V26H141V23L143 22V23H145L146 25H148L145 21L146 20H144ZM168 17L167 18H165V20H167L168 19ZM214 17V16H213ZM220 17H221V15H220ZM40 18V17H39ZM42 19H43V17H41ZM48 18H49V16H48ZM47 18V19H48ZM86 18H87V16H86ZM90 18H87V19H90ZM154 18V17H153ZM195 18V17H194ZM215 18V17H214ZM38 19V18H37ZM45 19H46V17H45ZM51 19H48V20H51ZM66 19H68V18H66ZM85 20V21H82V22H78L77 24H76V28L77 29H75V26H73L72 27V23L74 24V22L75 21H73L72 19L70 20L71 22H68L69 20H67L66 21V23L68 22V25H69V23H70V26H68V25H66V24H64V26L66 25L69 29H67V31H65V30H61L62 31V34L60 33V34H58L59 36L58 37H54L53 39L52 38H50L51 37V35H53V34H57V27H55L56 28V30H55V28H54V30L56 31H54V33L53 34H49L50 36L48 37V38H50L49 40H48V42H46V39H44L45 37H43V39L45 40V44H44V46L45 47H38L39 48V51H37V52H35L34 51V53H35V56H34V54H33V56H34V59H32L31 60V58H28V57H30V55H28L27 54V52L29 53V51H27V52H25V49L24 48H28V45H34V44H37V43H39L40 44V40H39V38L40 37H38V33L40 34L41 33V31L39 32V31H36V32H34V29L35 28H33V32L32 31H29V29L27 30V32L28 33H26L25 35H22L21 33H23L20 29V31L21 32H19L18 31V29L17 30H13V31H11V27H8V26H10V25H8L7 26V30H2L3 32H1V30H0V41H3V43L5 44L6 43V47H7V44H9L10 46H8V49L7 50H9L8 52L6 51V50H4L3 49V47L1 48L0 47V56H2V57H4V58H7V59H10V58H12V57H18L20 60L18 61V64H20V65H22L24 62H25V60H29V61H33V62H30V63H33V65L34 66H36V68L34 67V72H36V75L37 74H39V75H35V73H33L32 72V70H31V72L34 74V76L37 78L38 76L39 77H42V76H44V75H42V71H40L41 69H43L44 67H45V64L47 63L46 62V60H49V61H51V59L49 58H47L48 56H49V54H53L54 52V58H55V56L57 55V52L59 53L60 52V54H61V51H63V50H66V51H68V52H66L67 53V56L68 57H66V56H64L66 53L64 52L62 55L64 56V60H67L66 58H70V59H68V61L65 63L64 61V63L62 64V63H60L61 62V60H59V57H56L55 59H53L52 60V62L50 63H47V64H50V65H48V66H46L47 68L49 67V66H52L53 65V67H54V65H56V66H58L59 64H60V69H61V71H60V69H59V67H58V69H59V71H60V76L59 77H57V79H56V81H51L50 83H48L49 85H48V88L44 85V84H39V85H43V86H45V87H43V91H41V93L42 92H44V94H39V96L41 95V97H37L38 98V101H37V99H35L38 103H39V107L38 108H42V109H44L43 110V112L44 111H46L48 114H49V117H50V122H52V123H56L57 124V122H60L59 120V117L61 116V114L63 113V108L64 107H66V115H65V118L64 119H62V123H65L66 122V124H65V126H67L68 124H70V123H72V120H71V118H75V119H78L79 117H81V118H83L84 119V117L87 115V108L88 107H93L94 108V111H92V109H91V111L92 112H94V113H92V114H94V116L92 115V117L93 118H91L90 119V116H89V119H87V120H83V121H86L85 122V126L83 127V128H81V130H77L76 128V130H71V131H69V133L66 135V139H67V142H68V144H66V146H65V143L63 144L62 143V141H60L61 139L63 140V138H64V132H66V131H64V132H61L62 130H55V133H56V135L54 134V136H53V134H52V137L55 139V141H54V143L57 145V147H60V149L58 150L57 148H54V147H56V145L54 146V145H51V146H54L53 148L50 146V149L51 150H49V149H47V147H46V149H47V151H51V152H48V154L46 153V155L44 154V153H42V155L44 154L45 156H46V161H47V163L46 164H44L43 165V162H42V158L41 157H44L45 158V156H42V155H40L39 153H41V151L43 152H45L46 150H41V148H39L40 150H38V152L39 153H36L37 155H40V156H37V157H40V158H38L39 160H37V158H35V160L34 161H32V165L35 167H37V170H38V168L40 169L39 171L41 172V174L40 175H42L43 173H45V175H49L50 173L51 174H55V172L57 173V171H61V170H57V171H55V165H56V162H57V158H59V157H57L58 155H57V152L58 151H63V153L65 152L64 150H63V147L65 146V147H67V145H69L68 147H67V149H69V151H70V156L71 157H73L72 158V160L71 159H68V160H71V161H68V162H64V160L62 159V161L61 160H58V161H61L60 163L62 164H58V165H61V167L64 165H66V166H68L67 168L68 169H70V168H72L71 170H73L72 172L70 171H68V174H63L62 175V173H61V175L62 176H60L59 175V177H58V179H56L57 180V182L58 181H60V179H63L65 182L63 183L64 185H62V186H65L66 187V189H65V195L67 196L68 194H66V192H68V193H70V196H69V204L70 205H73V207H75L74 205H79V203H83V199L81 198V197H79V198H81V200H82V202H81V200L79 199V198H74V197H76V195L74 196L73 194L75 193H77V192H80L81 191V188H76L75 186V188L73 187V185H72V183H73V178H75L74 176H73V174H76V175H78L79 177H82V175L83 176H85V175H88L89 176V180H95V179H99V180H101L102 179V182L98 185V186H96V187H98V188H92V187H90L91 189H87L86 188V190H85V188H83L84 190H83V192H85V194L87 195L86 197H88V198H90L91 199V195H93V194H91V192H99V197H98V194H97V196L96 197H98L97 198V200H95V201H93V199L92 200H90V203L88 202L89 201V199H88V205L89 204H91L92 205V203L93 202H95V203H93V205H92V208H90L89 209V211H87L86 212V214L87 215H85V217H83V218H86L85 220H82V219H80V217H79V219L80 220H82L85 224H81V225H83V227L81 226L80 227V230L81 231H83L84 232V230H86L85 232H84V234H82L83 235V237H84V241L83 242H76L77 240H78V238H76L75 239V232H72L71 231V229L68 231L69 233H70V231L74 234V236H72L73 234H71V236L72 237H69L68 238V240H67V237H66V239H65V242H63V241H61L60 242V240H59V242L58 243H61L59 246H58V244L56 245H54V244H52V246L54 245V247L55 248H52V246L50 247L52 250L54 249V251L55 250H58L59 249V251H58V253L56 254V251L54 252V254H56V256L57 255H59V253L60 252H62V254H60L59 256H57L58 258H59V260H56V261H54L55 259L53 258V252H52V254H50L51 252H50V250H49V248H47V246H45V244H43L42 245V243L40 244V245H34V244H32L31 246H36L37 247V252H35L34 254H30L31 255V257H29V258H27L28 257V255L27 254H25V253H23L24 254V257H23V261L26 263V262H29V260H30V258H37L38 257V259H39V261H37L38 262V264H48L49 262H50V260H53L55 263L56 262H58V264H82L83 262H88V261H90V260H96V259H98L99 258V260H100V258H106L107 260H109V258L111 259L112 258V261H113V256H115V254H117V253H115L116 251H117V249H124V248H122L123 246L122 245H120V244H124L125 246H129L130 245V247H128L129 249H127V250H129V252H124L123 253V251L120 249V250H118L119 251V253L122 251V253L124 254V256L127 254V255H129V259H131V261H133L134 263L136 262L137 264L139 263V264H141V263H144V262H150V261H148L149 259H150V256H149V252H150V249H152V248H154V247H156L158 250H159V248L161 249V247H160V245H159V239H161V237L159 238V232H160V230H162L161 228H162V226H161V223H163L164 221H163V216H166V215H164L163 213H165V212H163V204L161 203V202H163L162 201V199H163V197H162V199H161V195H162V191H160V192H156V190H155V192H153L152 191V189L151 188H153V187H155L156 186V184L154 185V183H153V185L151 184V186H150V183H146V184H149V189L148 190H151L150 192L148 191V192H145V191H143V190H141L140 188L143 186V185H145L144 184V181H145V178H147V179H149V178H151V182H152V180L154 181V179H153V176H154V178H155V176H157V175H153L154 174V172H155V170H154V168H155V165H154V163H153V166H154V168H153V173H152V171H150L152 168H150V165H151V162H149V165H148V161L146 162V160L144 161V164L145 163H147L146 165H145V167H148L149 168V170L148 169H146L145 167H143L144 165H142L141 164V166H139V162H141V161H139V160H142V159H135V158H131L130 156H132V155H129L130 153H128V151L131 149H128L127 150V148H128V146H130V147H132V144H136V143H139L138 141H140L141 139L139 138V140L137 141V142H134V141H132L134 138L135 139H137L136 137H133L136 133H134V132H132V131H135V132H137L136 131V126H138V128H137V130L140 128V126H141V128H142V126H148L149 127V125L148 124H146V125H141V124H143V122H142V120H144V119H142V117L143 118H148V116H146L145 117V115H141V117L138 119V117H137V115H128V114H130V111H129V107L131 106V107H135V105H136V103L135 104H132V103H134V101H131V100H129V101H131L132 103H130V104H132V105H130L129 107L128 106H126L127 104L129 105V103H127L128 101H126V99L125 98H129V97H124V96H128V95H131V94H133L132 92H134V94L135 95H137L138 94V92H136V91H134V89L136 90V87L137 86H139V85H141V90L142 91H144L143 89H144V87H143V85H144V82L143 81H146V79H145V76H147V72H149V73H152V72H150V71H147L146 72V70H144V69H146V65H150V64H147V61H149L150 62V60L149 59H147V56H143V58H139L138 56H137V58H139V59H141V63H139V62H137V63H139V64H137V63H135V65L136 66H133V68L131 67L132 65H130L129 63L127 64V63H124V62H126V61H124V62H122L124 59H132L133 58V54L132 53H127V49L126 50H124V49H120V51H119V49L118 50H114V48H115V46H116V43H117V45H119V44H123V43H127L128 42V40L130 39L128 36L129 35H127L126 33L124 34L123 32L124 31H126V30H128V31H131V30H129V29H132V30H134V28L135 27H137L138 29H144L145 31H148V29H147V27H145L146 25H144L142 28L141 27H138V25H135V27H134V24L135 23H137L138 22V20H137V22H134L136 19H132V20H134V21H132V20H129V21H131L132 22V25H131V23H130V27H134V28H128V22H126L125 24L123 23V24H120L119 22H117V24H116V22H114V21H116V20H113L112 21V19L110 20L111 22H112V28L110 29L109 28V26L108 25H110V21H107L106 19L104 20L103 19V21L105 22V21H107L108 22V24H103V26L101 25V28L99 29L98 28V30L96 29L97 27H100V25L99 26H96V25H98V23L100 24L101 23V21L99 22L98 21V23L95 25V23L92 25V27L94 26V29L91 27V29H90V27H88L87 28V26H86V29H84V27L83 26H81L82 24H86V23H90V22H88L89 20ZM97 19V18H96ZM110 19V18H109ZM146 19V18H145ZM170 19H172V18H170ZM54 20V19H53ZM56 20H54V21H56ZM95 21V19H92V21ZM164 20V19H163ZM163 20H162V23H163ZM217 20V19H216ZM31 21V20H30ZM34 21H36V20H34ZM33 21V22H34ZM39 21V20H38ZM47 21V20H46ZM53 21V22H54ZM61 21V20H60ZM60 21L59 22H56V23H60ZM65 21V19L64 20H62V22H64ZM171 21H169V22H167L168 24L171 22ZM214 21H215V19H214ZM37 22V21H36ZM36 22H34L33 24H34V26H35V23ZM41 22H43V21H41ZM52 21L50 22V23H52V25L54 24ZM86 22V23H85ZM106 22V23H107ZM113 22H114V24H115V26L113 25ZM134 22V23H133ZM138 22V23H139ZM159 22V21H158ZM196 22V23H195ZM218 22H219V20H218ZM40 23V22H39ZM38 22H37V24H39ZM48 23H49V21H48ZM149 23V22H148ZM155 23H157V22H155ZM154 23V24H155ZM160 23V22H159ZM172 23H170V26H173L174 24H172ZM192 23H194L193 25L194 26H191V24ZM215 23H216V21H215ZM62 24V23H61ZM60 24V25H61ZM158 24V23H157ZM157 24H155V25H157ZM172 24V25H171ZM21 25V24H20ZM41 25V24H40ZM44 25V24H43ZM52 25H51V27H52ZM57 25V24H56ZM88 26H89V24H87ZM1 26V25H0ZM17 26H19V25H17ZM48 26H50V25H48ZM63 26V27H64ZM65 26V27H66ZM91 26V25H90ZM150 26V25H149ZM12 27H13V25H12ZM36 27H37V25H36ZM39 27V26H38ZM41 27V26H40ZM74 28V29H72V28ZM154 27H156V26H154ZM158 27V26H157ZM176 27V26H175ZM8 28H10V30H8ZM15 28V27H14ZM16 28H18V27H16ZM15 28V29H16ZM20 28V27H19ZM23 28V27H22ZM21 28V29H22ZM44 28H46V26H44ZM58 32H60V29H61V27H59L58 26ZM123 28L124 29H126V30H123ZM137 28H135V33L138 31V29ZM170 28H172V27H168V29H170ZM196 28H198V27H196ZM3 29V28H2ZM13 29V28H12ZM42 29V28H41ZM93 29V30H92ZM112 29H114V31H118L117 33H115V32H113L112 31ZM147 29V30H146ZM150 29H151V27H150ZM179 29H181V30H179ZM26 30V29H25ZM36 30H37V28H36ZM46 30V29H45ZM51 30V29H50ZM69 30V31H68ZM87 30V31H86ZM122 30H123V32H122ZM157 29H155L154 31H156ZM171 30V29H170ZM170 30H168V31H170ZM24 31V30H23ZM47 31V30H46ZM52 31H53V29H52ZM64 31V32H63ZM153 31V32H154ZM192 31V30H191ZM32 32V33H31ZM43 32V31H42ZM88 32H92L91 34H89V35H91V37L93 38V37H96V38H93L92 39V41H93V43H95V45H92V46H89V44L91 45V39H90V37H89V40L87 39L88 37H86L85 38V36L83 37V35H88ZM123 34H122V33ZM151 32V34H153L152 33V31H148V33H150ZM172 32H167L166 33V35L165 36H167V34L168 33H170L171 35H173V33ZM43 33H45V31L43 32ZM46 33H48V31L46 32ZM51 33V32H50ZM117 34V36H115V34ZM131 32H128V34H130ZM132 33H134V31H132ZM131 33V34H132ZM138 33V32H137ZM140 33V32H139ZM148 33H146V35L148 34ZM151 34L149 35V38H150V36H151ZM156 34H158V33H156ZM155 34V35H156ZM41 35H43V34H41ZM133 35H135V34H133ZM137 35V34H136ZM40 36V35H39ZM45 36H48V35H45ZM130 36H132V35H130ZM154 36V35H153ZM153 36H151V37H153ZM159 36V35H158ZM157 36V37H158ZM85 38V39H84ZM129 38V39H128ZM136 37H133V39H135ZM154 38V37H153ZM169 38H171V36H169ZM142 39V38H141ZM152 39V38H151ZM157 39V38H156ZM166 40H167V38H165ZM44 40H41V41H44ZM89 41L90 43H88L87 41ZM115 41V45H112V43H111V41ZM136 40H138V41H141V40H139V39H136ZM153 40H155V39H152V42H153ZM164 40V39H163ZM112 41V42H113ZM135 41V40H134ZM158 41H160V40H158ZM157 41V42H158ZM170 41V40H169ZM264 41V40H263ZM143 42V41H142ZM152 42H150V44H157L156 43V40L154 41L155 43H152ZM165 41H163V45H165V46H167L166 45V42L164 43ZM42 43V42H41ZM88 45H87V44ZM92 43V44H93ZM129 43V42H128ZM146 43V42H145ZM39 44H37L38 46H39ZM85 44L87 45V47H93V49H94V46L96 47V44H97V46H98V49H94V50H99L98 52H96V54L94 53L95 51L92 49V48H89V49H92V51L90 50H88L89 52L87 53L86 51L85 52H83V48H84V46H85ZM100 46H99V45ZM134 44H137L136 42H134ZM133 44V45H134ZM150 44H148V45H150ZM159 44V43H158ZM158 44H157V46H158ZM42 45V44H41ZM101 45H103L104 46V50L103 51H101L100 52V47H101ZM105 45H106V48H105ZM123 45H125V44H123ZM130 45V44H129ZM129 45H127V46H129ZM139 45V46H138ZM160 45V44H159ZM215 45V44H214ZM250 45V44H249ZM1 46V45H0ZM4 46V45H3ZM43 46V45H42ZM114 46V47H113ZM121 46V45H120ZM136 46V45H135ZM37 47V46H36ZM117 47V46H116ZM119 47V46H118ZM137 50H135V49H133V51H136V53H134V54H136V55H138V52L139 51H142V50H144L146 47H147V45L146 44H141V43H138L137 44ZM150 47V46H149ZM5 48V47H4ZM81 48H82V50H81ZM102 48V47H101ZM120 48V47H119ZM134 48V47H133ZM165 48V47H164ZM85 49H86V47H85ZM84 49V50H85ZM129 49V48H128ZM147 49V48H146ZM165 49H167V48H165ZM23 51H24V53H23ZM32 51V50H31ZM131 50L129 49V51L128 52H130ZM91 52V53H90ZM100 52V53H99ZM144 52V51H143ZM77 53H79V55L80 54H82V55H80V56H82L83 57V63H87V64H89L88 62H90L89 60L90 59H92L93 57V59H96L97 58V56L99 57V59L100 60H102V62H105L104 64H105V67L103 66L102 67V63L100 64L98 61H99V59H98V61H96V62H98L100 65H101V67L99 68V69H94V68H96V66H97V68L100 66L99 64L98 65H96V64H94V65H96L94 68H91V67H86V66H82L83 65V63L82 62H80L79 60H81V58L82 57H80V59L78 60V59H76V60H78V62H76V60H75V58H78V56H77ZM98 53V54H97ZM142 53V52H141ZM241 53V52H240ZM37 54V55H36ZM40 54V55H39ZM91 54V55H90ZM162 54V53H161ZM232 54V53H231ZM142 55H144V54H142ZM148 55V54H147ZM63 56H61V58L63 57ZM70 56V57H69ZM93 56V57H92ZM135 56V55H134ZM140 56V55H139ZM249 56H250V54H249ZM51 57V56H50ZM66 57V58H65ZM92 57V58H91ZM45 58H47L46 60H44ZM52 58V57H51ZM60 58V59H61ZM149 58V57H148ZM243 58V57H242ZM3 59V58H2ZM92 59V60H93ZM110 59H113V60H110ZM133 59H136V58H133ZM145 59H147V61L145 60ZM18 60V59H17ZM91 60V61H92ZM97 60V59H96ZM120 61V60H122L119 64L116 62V61ZM60 61V62H59ZM118 61V62H119ZM128 61V60H127ZM222 61V60H221ZM250 61V60H249ZM10 62V61H9ZM35 62V63H34ZM92 62H94V61H92ZM112 62H115V63H112ZM133 62V61H132ZM136 62V61H135ZM229 62V61H228ZM233 62V61H232ZM244 62H245V60H244ZM247 62V61H246ZM255 62V61H254ZM14 63V62H13ZM79 63H81V65L79 64ZM219 63V62H218ZM217 63V64H218ZM250 63V62H249ZM91 64V63H90ZM130 65V67L129 66H127V65ZM133 64V63H132ZM14 65H16V64H14ZM26 65H28V64H26ZM137 65H141V66H138V68H134V67H137ZM226 65V64H225ZM29 66V65H28ZM32 66V65H31ZM208 66V65H207ZM211 66V65H210ZM220 66V65H219ZM224 66V65H223ZM17 67H18V65H17ZM26 67V66H25ZM45 67V69H47ZM52 67V68H53ZM93 67V66H92ZM144 67V68H143ZM148 67V66H147ZM10 68H11V66H10ZM19 68H20V66H19ZM21 68H24V67H21ZM32 68V67H31ZM51 67H49V69H50ZM57 68V67H56ZM55 67H54V69H56ZM131 68L132 69H136L137 71H132L131 70ZM156 68V67H155ZM222 68H224V67H222ZM221 67H220V69H222ZM26 69H28V67H26ZM25 68H24V70H26ZM28 69V70H29ZM35 69H37L36 71H35ZM57 69V70H58ZM154 69V68H153ZM157 69H159V68H156V70ZM11 70V69H10ZM15 70V69H14ZM21 70V69H20ZM56 70V71H57ZM149 70V69H148ZM16 71H17V68H16ZM16 71H14V72H16ZM97 71V72H96ZM152 71H154V70H152ZM1 72V71H0ZM20 72V71H19ZM26 72H27V70H26ZM29 72V71H28ZM30 72V73H31ZM44 72H45V70H44ZM155 72V71H154ZM157 72H158V70H157ZM18 73V72H17ZM144 73L146 74V75H144ZM223 73V72H222ZM21 74V73H20ZM33 74H27L26 76H28L29 78L30 77H33V78H35L34 76H33ZM152 74H154V73H152ZM156 74H158V73H156ZM224 74V73H223ZM159 75V74H158ZM157 75V76H158ZM45 76H46V74H45ZM44 76V77H45ZM47 76H50V75H47ZM149 76V75H148ZM21 77V76H20ZM43 77V78H44ZM237 77V76H236ZM243 77V76H242ZM25 78V77H24ZM142 78H144V79H142ZM147 79H148V77H146ZM14 79V78H13ZM45 79H46V77H45ZM138 79V80H137ZM157 79H159V78H157ZM244 79V78H243ZM254 79V78H253ZM28 80V79H27ZM48 80V79H47ZM46 80V81H47ZM133 80H136V82L137 81H139V80H143L142 82H143V85L141 84V83H138V85L137 86H135L136 84H135V82L133 81ZM238 80V79H237ZM30 81H31V78H30ZM40 81V80H39ZM50 81V80H49ZM49 81H47V82H49ZM133 81V82H132ZM148 81V80H147ZM37 82V81H36ZM35 82V84H37ZM40 82H42V81H40ZM101 82L102 83H104V84H102L103 86H101V87H103V88H98V89H100V90H102V91H100L99 93L100 94H97L98 93V91H94V90H89V88H91V87H99V85L101 84ZM32 83V82H31ZM39 83V82H38ZM44 83V82H43ZM52 83V84H51ZM132 83H134V84H132V85H134V86H132L131 84ZM45 84H47V83H45ZM51 84V85H50ZM146 84V83H145ZM216 84V83H215ZM28 85V84H27ZM29 85H30V83H29ZM32 85H33V83H32ZM39 85H38V87H39ZM149 85V84H148ZM224 85V84H223ZM34 86V85H33ZM35 86H37V85H35ZM40 86V87H41ZM132 88H131V87ZM134 87V88H133ZM27 88H30V87H27ZM138 89H140V87H137ZM17 89V88H16ZM33 89V88H32ZM31 89V90H32ZM40 88H38V90H39ZM130 89H132V92H131V94H127V93H129V91H130ZM156 89H158V88H156ZM37 90V87H35L34 88V90L33 91H35V93L38 91ZM85 90H87L86 92H85ZM141 90H138V91H141ZM47 91V92H46ZM141 91V92H142ZM94 92H97V93H94ZM218 92V91H217ZM34 93V92H33ZM38 93H40V92H38ZM137 93V94H136ZM145 93V92H144ZM20 94V93H19ZM37 94V93H36ZM58 95L59 96H61L60 98L62 99L61 101H58L59 99H58ZM38 96V95H37ZM35 97H36V95H35ZM43 97V98H42ZM46 97H48L49 99H50V102H48V98H46ZM123 97H124V99L125 100H123ZM131 97H132V95H131ZM130 97V99H135V98H131ZM133 97H135L134 95H133ZM14 98H15V96H14ZM14 98H11L12 100L14 99ZM4 99V98H3ZM6 99H10V98H6ZM5 100V99H4ZM16 100V99H15ZM29 100V99H28ZM128 100V99H127ZM139 100V99H138ZM154 100V99H153ZM14 102H16V101H14ZM36 102V103H37ZM50 103V109H49V105H47L46 103ZM60 102V103H59ZM139 102H141V101H139ZM151 102V101H150ZM3 103V102H2ZM144 103V102H143ZM142 102L141 103H138L137 102V105L139 104L140 105V107H141V104H143ZM32 104H34V103H32ZM89 104V106L87 107V105ZM151 104V103H150ZM24 105H25V103H24ZM138 105V106H139ZM3 107H1L0 106V111H2L1 110V108H3V111H4V109L6 108L4 105H2ZM14 106V105H13ZM32 106V105H31ZM143 106V105H142ZM151 106V105H150ZM5 107V108H4ZM125 107H127V109H125ZM139 107V108H140ZM263 107V106H262ZM142 108V107H141ZM144 108V107H143ZM42 109L40 110V111H42ZM47 109L49 110V111H47ZM6 110V109H5ZM26 110V109H25ZM38 110V109H37ZM90 110V109H89ZM126 110H128L129 111V113L127 114L126 112H128V111H126ZM148 110V109H147ZM263 110V109H262ZM5 112V111H4ZM38 112H39V110H38ZM132 112V111H131ZM197 112V111H196ZM41 113V112H40ZM144 113H147V112H145L144 111ZM126 114H127V116H131V118H129V119H131V120H129V119H126ZM3 115V114H2ZM1 115V117H3ZM31 115V114H30ZM30 115H28L27 117H29ZM146 115H148V114H146ZM136 116V118H134L133 119V117H135ZM26 117V116H25ZM87 117H88V115H87ZM149 117H151L150 115H149ZM146 118V119H147ZM21 119V118H20ZM27 120L29 119V118H26ZM31 119V118H30ZM59 119V120H58ZM126 119V120H125ZM136 119V121H132V120H135ZM140 120V126L138 125L139 124V122H138V120ZM148 119H150V118H148ZM22 120H23V118H22ZM80 120H82V119H79V121ZM259 120V119H258ZM264 120V119H263ZM19 121V120H18ZM25 122H26V120H24ZM75 121V120H74ZM87 121L88 122H90L92 125H93V127L91 128V127H89V124L87 123ZM129 121H132V122H129ZM134 122V124H135V127L134 126H132V131L130 130L131 129V123H133ZM127 123H130L129 125H130V127H128L127 126ZM149 123V122H148ZM260 123H262V122H260ZM63 125V124H62ZM72 125V124H71ZM74 125H76V124H74ZM73 125V126H74ZM256 125V124H255ZM260 125V124H259ZM81 126V125H80ZM146 126V127H147ZM42 127V126H41ZM71 127V126H70ZM82 127V126H81ZM145 127V128H146ZM58 128V127H57ZM68 128H69V126H68ZM72 128V127H71ZM90 128V129H89ZM60 129V128H59ZM61 129H62V127H61ZM135 129V130H134ZM141 130V129H140ZM145 130H149V128L148 129H145ZM57 131V132H56ZM147 131H143V130H141V131H139V136L141 135V134H143L142 132H147ZM260 131V130H259ZM1 133V132H0ZM54 133V132H53ZM132 133H134V135L132 134ZM138 133V132H137ZM147 133H149V132H147ZM138 135V134H137ZM49 136V135H48ZM87 136V138H85ZM146 136H147V134H146ZM51 137V136H50ZM58 137L60 138V140H58ZM141 137V136H140ZM52 138V139H53ZM85 138V139H84ZM133 138V139H132ZM141 138H144V136L143 137H141ZM51 139V138H50ZM49 139V140H50ZM84 139V140H83ZM147 139H148V136H147ZM57 140L58 141H60L61 143H57ZM83 140V141H82ZM66 141V140H65ZM64 141V142H65ZM48 142H50V141H48ZM134 142V143H133ZM261 142V141H260ZM259 142V143H260ZM263 142V141H262ZM46 143H47V141H46ZM51 143H53V142H51ZM144 143V142H143ZM149 143V142H148ZM50 144V143H49ZM145 144V143H144ZM143 144V145H144ZM150 144V143H149ZM149 144H145L146 145V147L147 148H152ZM148 145H149V147H148ZM257 145V144H256ZM91 146V147H90ZM134 146V145H133ZM135 146H137V144L135 145ZM134 146V147H135ZM141 146H142V144H141ZM141 146H137L138 148H141ZM28 147V146H27ZM24 148V147H23ZM49 148V147H48ZM75 148V151H73L72 149H74ZM136 148V147H135ZM134 148V149H135ZM143 148V147H142ZM27 149V148H26ZM34 151L36 150L35 149V147L34 148H32ZM123 149H125V151H122ZM133 149V147H132V150H134ZM137 149V148H136ZM134 150V151H137V152H140V150L139 149H137V150ZM144 150H145V153L144 154H146V156L148 155V153L149 152H146V149L145 148H143ZM56 150H58L57 152H56ZM149 151L151 150V149H148ZM204 150V149H203ZM10 151L11 150H9V154L10 155H6L7 157L9 156V157H11V153H13V152H11L10 153ZM60 151V152H61ZM66 151H68V150H66ZM7 152V151H6ZM37 152V151H36ZM60 152H58L59 153V156H60ZM133 152V151H132ZM142 152H144V151H142ZM141 152V153H142ZM152 152H154L153 151V148H152V151H151V153ZM27 153V152H26ZM32 153H33V151H32ZM31 153V154H32ZM63 153H61V155L63 154ZM141 153H136V157L139 155V157L141 158V155H143V154H141ZM151 153H149V156H147V157H149V159L145 156V158H147L148 160H151L152 158H151V156H153ZM260 153V152H259ZM4 154H6V153H4ZM3 154V155H4ZM28 154H29V152H28ZM35 154V153H34ZM34 154L33 155H31L32 157H29V158H33L34 157ZM134 154V153H133ZM141 154V155H140ZM207 154V153H206ZM53 156L52 158V160L49 158V156ZM57 155V156H56ZM65 155H66V153H65ZM69 154L67 153V158L69 157L68 156ZM122 155L124 156V158L122 157ZM151 155V156H150ZM223 155V154H222ZM1 156H2V154H1ZM16 156V158H19V157H17V155H15ZM19 156V155H18ZM29 156H30V154H29ZM48 156V157H47ZM50 156V157H51ZM66 156L65 157H63V158H66ZM74 156H75V158H74ZM6 157V158H7ZM12 157H13V155H12ZM35 157H36V155H35ZM138 157V158H139ZM143 157V156H142ZM14 158V157H13ZM124 159L123 160V162L120 160V159ZM144 158V157H143ZM1 159V158H0ZM4 159V158H3ZM9 159V158H8ZM20 159V158H19ZM31 159H29V161L31 162ZM60 159H61V157H60ZM133 159H135V160H133ZM66 160V159H65ZM144 160V159H143ZM143 160H142V162L141 163H143ZM254 160H256V159H254ZM15 161H17V160H15ZM48 161H50L51 162V165H47V164H50V163H48ZM134 161H136V162H134ZM1 162V161H0ZM14 162V161H13ZM45 162V161H44ZM153 162H154V159H153ZM225 162V161H224ZM6 163H8V162H6ZM15 164H16V162H14ZM21 163V162H20ZM29 163V162H28ZM63 163H66V164H63ZM124 163H125V165H124ZM9 164V163H8ZM12 164V163H11ZM11 164H10V167H11ZM30 164V163H29ZM238 164V163H237ZM24 166L22 167V169L20 168L19 169V171L21 172V175H22V172H24V171H22L23 170V168H25V164H23ZM28 165V164H27ZM31 165V164H30ZM31 165V166H32ZM57 165V166H58ZM148 165V166H147ZM221 165V164H220ZM226 165V164H225ZM261 165V164H260ZM6 166H7V164H6ZM13 166V165H12ZM15 166V165H14ZM32 166V167H33ZM233 166V165H232ZM236 166V165H235ZM242 166V165H241ZM0 167H4L3 166V163L1 162L0 163ZM26 167H28V166H26ZM31 167V168H32ZM33 167V168H34ZM60 167V166H59ZM58 167V168H59ZM60 167V168H61ZM138 168V167H140V173H142V172H144V171H147V173L149 174H145V172L144 173H142L141 175H145V176H141V177H143L144 178V180H142V181H140L141 183H143L142 185H141V183H139L138 184V180H140V179H138L137 180V183H135V181H136V178L137 177H135L134 179H130L129 177H131V176H133V175H136V174H133V175H131V176H128V175H123V172H126V170H127V172H130V170H128V169H135V168ZM151 167H152V165H151ZM220 167V166H219ZM7 168H8V166H7ZM6 168V169H7ZM30 167H29V169L28 170H30L31 169ZM57 168V167H56ZM57 168V169H58ZM65 168V167H64ZM144 168H145V170H144ZM224 168V167H223ZM235 168V167H234ZM247 168V167H246ZM259 168V167H258ZM258 168L257 169H254L255 171L256 170H258ZM262 169H259L258 171L259 172H264L263 170H264V168L263 167H261ZM1 169V168H0ZM3 170H5L4 168H2ZM1 169V170H2ZM133 169V170H134ZM243 169V168H242ZM11 170L13 171V169L11 168ZM27 170V168H26V171L25 172H27L28 171ZM31 170H34V169H31ZM31 170H30V172H31ZM35 170H36V168H35ZM62 170H63V168H62ZM133 170H131V172H134ZM144 170V171H143ZM244 170V169H243ZM253 170V169H252ZM136 171H138L137 169H136ZM148 171H150V173L148 172ZM202 171V170H201ZM235 171V170H234ZM246 171V170H245ZM1 172V171H0ZM3 172V171H2ZM10 173H8V174H11V171H9ZM15 172V171H14ZM29 172V171H28ZM33 172V171H32ZM67 172V171H66ZM139 172V171H138ZM137 172V173H138ZM247 172V171H246ZM39 173V172H38ZM135 173V172H134ZM250 173V172H249ZM255 173V172H254ZM8 174H7V176H8ZM12 174H13V172H12ZM29 174H31V173H26V174H23L20 178L18 177L17 179H19L20 180V184H24V182L25 181H28V180H23V178L24 177H26V178H24V179H27V175L30 177V175ZM33 174V173H32ZM31 174V175H32ZM37 174V173H36ZM35 174V175H36ZM124 174H127V173H124ZM196 174V173H195ZM223 174H224V172H223ZM242 174V173H241ZM248 174V173H247ZM246 174V175H247ZM253 174V173H252ZM256 174V173H255ZM259 174V173H258ZM264 174V173H263ZM0 175H1V173H0ZM18 175V174H17ZM26 175V176H25ZM34 175V174H33ZM140 175V174H139ZM150 175H152L151 177H150ZM251 175V174H250ZM249 175V176H250ZM2 177V179H3V175H1ZM20 176V175H19ZM43 176V175H42ZM49 176H51V175H49ZM128 176V177H127ZM138 176V175H137ZM147 176V177H146ZM203 176V175H202ZM231 176V175H230ZM245 176V175H244ZM248 176V177H249ZM9 177V176H8ZM10 177H11V175H10ZM16 176H14V178H15ZM52 177L53 178H57V177H55L54 175H52ZM79 177H77V179H80ZM204 177V176H203ZM207 177V176H206ZM246 177V176H245ZM247 177V180H244V181H246V183L248 182V183H250L249 182V178ZM255 177V179L256 178H259L258 176L256 177V176H254V174H253V177H252V179ZM264 177V176H263ZM1 178H0V187H2L1 185ZM5 178H7V177H4V179ZM12 178V177H11ZM11 178H7V179H11ZM31 178V177H30ZM34 178V177H33ZM60 178V179H59ZM218 178V177H217ZM44 179V178H43ZM246 179V178H245ZM262 179V178H261ZM15 181H16V179H14ZM19 180L17 181V182H19ZM32 180V179H31ZM30 180V181H31ZM55 180V179H54ZM75 181H76V179H74ZM104 180V181H103ZM105 180H107L108 181V183H107V181H105ZM263 180V179H262ZM14 181V182H15ZM21 181L23 182V183H21ZM36 181V180H35ZM53 181V180H52ZM50 182L49 184H51V185H49V187L51 186V188H52V191L54 190L53 188H54V183H55V181H53V182ZM146 181H148V180H146ZM155 181H156V179H155ZM240 181V180H239ZM244 181H242L243 182V184L241 185L240 184V186L238 185V186H235V187H237V188H235V192H236V194L233 196V197H236V196H240L241 195V197L243 196L242 195V193L240 194V195H238L239 194V192L240 191H244L247 187H246V184L244 183ZM5 182H6V180H4V184H3V186L5 185ZM9 182H10V180H9ZM9 182H7V183H9ZM12 182L11 181V183H13L14 184V186L16 185L15 183H17V182ZM56 182V183H57ZM149 182V181H148ZM217 182H219V181H217ZM255 182V181H254ZM264 182V181H263ZM262 182V183H263ZM2 183H3V181H2ZM27 183H30V182H27ZM33 183V182H32ZM31 183V185H33ZM88 183V182H87ZM257 183V182H256ZM13 184H12V186H13ZM17 184H19V183H17ZM19 184V185H20ZM58 184V183H57ZM59 184H61V183H59ZM6 185H8V184H6ZM4 186L6 189H8V187H12L11 185H10V183H9V185L10 186ZM31 185H27V186H31ZM37 184L35 183V185H33V188H32V186L30 187L31 189H28L27 187V189H28V191H27V193L28 192H34V194L33 195H35V198H36V200H37V197H36V189L38 190V188L37 187H39V186H36ZM85 185V184H84ZM84 185H82V186H84ZM136 185H139V186H141V187H139V186H136ZM198 185V184H197ZM232 185V184H231ZM237 185V184H236ZM251 184H249V186L248 187H252V186H250ZM16 186L18 187V188H16ZM15 186V188H16V191H17V189H19L18 191H20V189L22 190L23 189V191H21V192H26V188H25V185H20V186H18V185H16ZM61 186V185H60ZM59 186V187H60ZM87 186V185H86ZM138 187L137 188V190H135V188L136 187ZM228 186H229V184H228ZM245 186V187H244ZM259 186V185H258ZM4 187H2V190L4 191ZM34 187H36L35 189H34ZM42 187V186H41ZM57 187V186H56ZM59 187H57V189H59ZM64 187V188H65ZM148 187V186H147ZM222 187V186H221ZM241 187H244L243 188V190H241L242 188ZM14 188V187H13ZM13 188H9L12 192H15L14 191V189ZM24 188H25V190H24ZM46 188V187H45ZM51 188H49V189H51ZM62 188V187H61ZM60 188V189H61ZM63 188V189H64ZM145 188V187H144ZM223 188V187H222ZM230 188V187H229ZM240 188V189H239ZM257 188H259L260 189V187H257ZM263 188V187H262ZM1 189V188H0ZM13 189V190H12ZM33 189V190H32ZM44 189V188H43ZM43 189H41V191H43V192H45V191H47V189L45 190H43ZM62 189V190H63ZM138 189H139V191H138ZM147 189V188H146ZM157 189V188H156ZM160 189V188H159ZM240 191H239V190ZM256 189V188H255ZM222 190V189H221ZM39 193H41V191H40V188H39ZM49 192L51 191V190H48ZM47 191V192H48ZM134 191V192H133ZM141 191V192H140ZM143 191V192H142ZM157 191H158V189H157ZM205 191V190H204ZM210 191V190H209ZM227 191V190H226ZM233 191H234V189H233ZM246 191V190H245ZM247 191L248 192H251V191H249V189L247 188ZM246 191V192H247ZM256 191V190H255ZM0 192H1V190H0ZM5 192H6V190H5ZM55 192H56V190H55ZM62 192V191H61ZM72 192H74V193H72ZM112 192H116L115 193V195L116 196H114L115 198V200H114V202H113V200H111L113 203H114V206L116 205V206H122L121 207V209L123 208V210H118L117 209V207H115V209H117L118 210V212H119V214L118 215H120V216H118L117 214H116V216H118V218H122L121 220H122V222L121 223H119V224H117V223H113V222H111L110 223V221L109 222H106V221H108L107 219H102V213H104L105 212V214H107L106 213V210L108 209L109 210V208L108 207H110L111 205L107 202L108 200L110 201V199L111 198H109V197H111L112 195H111V193ZM224 192V191H223ZM229 192V191H228ZM235 192H233V193H235ZM26 193V194H27ZM38 193V192H37ZM38 193V195L37 196H39L40 194ZM91 195H90V194ZM161 193V194H160ZM196 193V192H195ZM194 193V194H195ZM207 194L209 193V192H206ZM215 193V192H214ZM221 193V192H220ZM245 193V192H244ZM3 195H4V192L2 193ZM9 194V193H8ZM30 194V193H29ZM28 194V195H29ZM32 194V193H31ZM42 194V193H41ZM113 194V193H112ZM164 194V193H163ZM193 194V195H194ZM197 194V193H196ZM195 194V195H196ZM202 194V193H201ZM231 194V193H230ZM250 194V193H249ZM258 194H259V191H258ZM1 195V194H0ZM17 195V194H16ZM20 195V194H19ZM21 195L22 196H20V198L22 197V201L20 200V199H18L19 201H21V202H16L17 204H19L20 205V207H23V206H26V207H28L29 206V208L30 209H32V207H31V204L33 203L34 204V201L32 202V199L33 200H35L34 199V197L32 196L31 197V199H30V197L28 198V197H25L22 193H21ZM71 195L72 196H74V197H72V198H70L71 197ZM111 195V196H110ZM179 195V194H178ZM192 195V196H193ZM198 195V194H197ZM195 196V198H198V197H200V198H202L203 197V195H205L204 193H203V195H200L199 194V196ZM222 196H220V199L218 198V200L219 201H217L218 203H217V205H213V201H211L210 200V198H209V200L211 201L210 203H209V200H208V202L207 203H209V204H207L205 201H207V200H204V197H203V201L201 200V202H202V207L201 206H199V205H201V204H197V203H201V202H198L200 199L198 198V201L196 202V205L197 206H195V204L192 202V200H191V202L193 203V205H191V206H193V208L191 207V209L189 210V209H187L186 210V208H188V207H186V208H184L185 209V211L184 212H189V213H187V214H189V216H187L188 218H186L185 220H189V224H187L188 225V227L189 228H192V232H193V234H192V232H191V234H190V231H189V234L192 236L191 237V241H188V246H189V243H190V246L189 247H187V245H186V247H187V250L186 249H184V250H182L183 248H181L180 250L179 249H174V250H176V254H175V256L176 257H171V258H173V261H174V258H177V259H175L176 261H178V262H175V263H177V264H179V263H186V264H188V263H191V261H192V264H219V261H220V259H221V261H224V259H225V264H227L226 263V258H222L221 256V258H219L218 257V259H216V257L218 256L216 253H220L221 255H223V256H225L224 254H228L227 252L229 251L228 249V251L226 252V253H221V251H223L224 252V250H226V248H228L227 246L228 245H226L225 246V244H226V242L232 237V234H234L236 231H235V229L237 230L238 229V234L236 235V236H238V235H241V230L244 228V226L241 228V220L243 221L242 222V224L244 223V222H246V220H247V222H250L251 221V223H252V219H253V221H254V219L255 218H251L250 216V218H251V220L249 221L248 220V218L247 219H245L243 216L245 215V214H247L246 212V209H247V207H248V205H247V197L245 198L246 200H245V202H246V204L244 203V200H242V199H244V196H243V198L241 199V198H239L240 199V204L243 206V203H244V205H247V207H246V209H245V207L244 208H242V206L239 204V202H237V201H235V203L232 205L231 204V202H229L228 201V196L226 195V197H225V194L223 195V194H221ZM248 195V194H247ZM256 195H257V192H256ZM2 196V195H1ZM18 196V195H17ZM44 196V199H45V194L43 195ZM43 196H41V197H43ZM56 196V195H55ZM190 196V195H189ZM207 196H209V194L207 195ZM210 196H212V194L210 195ZM219 196V195H218ZM230 196V195H229ZM259 196H262V195H259ZM5 197V196H4ZM15 197V196H14ZM41 197H38V200L39 201H44L45 202V200H42V198ZM65 197V196H64ZM68 197V196H67ZM93 197V196H92ZM95 197V198H96ZM232 197V196H231ZM40 198V199H39ZM56 198V197H55ZM192 198V197H191ZM194 198V199H195ZM211 198H213V196L211 197ZM227 198V199H226ZM251 198V197H250ZM258 198V197H257ZM262 198V197H261ZM2 200H3V198H1ZM54 199V198H53ZM63 199V201H64V199H66V197L65 198H62ZM68 199H66L67 201H68ZM188 199V197L186 198V200ZM190 199V198H189ZM214 199V198H213ZM228 201V203H227V201ZM235 199H237V197L236 198H232V202L235 200ZM254 199H256V198H254ZM5 200V199H4ZM56 200V199H55ZM184 200V199H183ZM182 200V201H183ZM196 200V199H195ZM230 200V199H229ZM14 201V200H13ZM57 201V200H56ZM61 202H63L62 200H60ZM92 201V202H91ZM241 201H243V202H241ZM259 201V200H258ZM262 201V200H261ZM36 202V201H35ZM46 202L48 203V200L46 199ZM50 202V201H49ZM61 202H59V203H61ZM177 202V201H176ZM178 202H179V200H178ZM204 202V203H203ZM237 202V203H236ZM250 202V201H249ZM97 203V204H96ZM182 204H183V202H181ZM212 203V204H211ZM260 203V202H259ZM10 204V203H9ZM13 204V203H12ZM16 204V208H19V206ZM39 203L38 202H36V204L35 205H38ZM69 204H68V206H69ZM94 204H96V206H94ZM106 204H109L110 206H108V205H106ZM164 204H166L165 203V201H164ZM169 204V203H168ZM167 204V205H168ZM173 204V203H172ZM179 204H180V202H179ZM179 204H176V205H178L179 206ZM181 204V205H182ZM191 204V203H190ZM189 204V205H190ZM215 204H216V202H215ZM228 204H230L234 209H232V211L229 209V207L230 206H228ZM235 204H237V206L235 207ZM8 205V204H7ZM43 205H45L44 203H43ZM49 205V204H48ZM60 205H62V203L60 204ZM60 205H59V207H60ZM185 205H186V203H185ZM250 205V204H249ZM262 205V204H261ZM14 206V205H13ZM38 206H40V204L38 205ZM57 206V205H56ZM80 206H82L81 204H80ZM79 206V207H80ZM114 206L112 205V207L114 208ZM170 206V205H169ZM188 206V205H187ZM199 206V207H198ZM2 207V206H1ZM0 207V208H1ZM6 207V206H5ZM12 207V206H11ZM15 207V206H14ZM42 207V206H41ZM76 207H78V206H76ZM78 207V208H79ZM83 207V206H82ZM171 208H170V213L171 212H173L174 211V208H172L173 206L171 205L170 206ZM182 207V206H181ZM263 207V206H262ZM16 208H15V210H16ZM25 208V207H24ZM34 208H37V207H34V205H33V209ZM88 207H86V209H87ZM167 208V207H166ZM165 208V209H166ZM176 208V207H175ZM249 208V207H248ZM6 209V208H5ZM4 209V210H5ZM13 209V208H12ZM23 209V208H22ZM21 209V210H22ZM27 209V208H26ZM30 209H27V211L28 210H30ZM38 210H39V208H37ZM71 209H72V207H71ZM74 209V208H73ZM76 209V208H75ZM168 209L169 208H167L166 210V212H168ZM184 209H182V210H184ZM243 209H245V210H243ZM1 210V209H0ZM25 209H23L22 211H23V213L24 212H26V214L24 213V214H19L20 216V219H22V220H25V223H23L22 221V223L24 224L23 225V227H25V228H21L18 224H20V222L18 223L16 220V222L18 223V224H16L14 221V224H13V222H11L12 221V217H14L15 218V214H17L19 211L17 210L16 211V213L13 215V216H11L10 214L13 212V210H11V213L10 214H8L9 212H7L6 213V215L3 213H1L0 215H3V218H4V220H5V218H6V216H7V214L9 215V216H11V217H8L7 216V218H6V220L3 222L2 221V216L0 217V223H2V228L4 229V233L2 232H0L1 234H0V239L5 235V233L7 234V232L8 231H10V230H12V231H10L11 232V234H13V235H15V238H14V236H13V238H11V240H16L17 241V243H18V241H21V242H23V244H24V242L25 241H27V240H23L24 239V237L25 236H27V230H26V227L28 228V229H30L29 228V226L31 225V226H33L34 228H32L33 230L34 229H36L35 231H37V232H39V233H37L38 234V237H39V239H42V238H46V237H48L49 238V236H53L55 233H57V232H55L54 233V230H55V228H57V226H53V227H55L54 228V230H53V228H52V222L49 224V222H48V224L49 225H47V224H44V223H42L43 221L44 222H46V220H48V218H51V219H49V220H53L54 218H52L51 217V215L52 214H54V212L47 218L46 216V220H44L43 218H42V216H37V215H33L32 213H30V215L32 214L33 215V217L31 216H29V213H27V211L25 210ZM38 210H36V211H38ZM114 210V209H113ZM256 210V209H255ZM264 210V209H263ZM30 211H28V212H30ZM35 211V210H34ZM36 211H35V213H36ZM43 211V210H42ZM57 211V210H56ZM111 211H112V209H111ZM115 211V210H114ZM120 211H122V212H124V213H121ZM246 211V212H245ZM109 212H110V210H109ZM113 212V211H112ZM112 212H110V213H112ZM230 212L232 213V214H230ZM244 212H245V214H244ZM248 212H249V210H248ZM251 212V211H250ZM40 213V212H39ZM38 213V214H39ZM45 213V212H44ZM49 213H50V211H49ZM70 213V212H69ZM84 213H85V211H84ZM116 213V212H115ZM37 214V213H36ZM59 214V213H58ZM64 214V213H63ZM75 214V213H74ZM79 214V213H78ZM244 214V215H243ZM5 215V216H4ZM40 215V214H39ZM124 215V216H123ZM264 215V214H263ZM55 216H56V214H55ZM58 216V215H57ZM56 216V217H57ZM70 216V215H69ZM106 217L105 218H107V215H105ZM110 216H112L111 214H110ZM121 216H123V217H121ZM248 216V215H247ZM246 216V217H247ZM252 216V215H251ZM17 217V216H16ZM44 217V216H43ZM62 217V216H61ZM76 217H77V214H76ZM75 217V218H76ZM82 217V216H81ZM103 217H104V215H103ZM108 217H109V215H108ZM231 217H232V219H231ZM256 217H258V215H257V211H256ZM261 217V216H260ZM11 220H10V219ZM18 218V217H17ZM60 218V217H59ZM69 218V217H68ZM74 218V219H75ZM78 218V217H77ZM76 218V220H78ZM242 218H244V219H242ZM249 218V219H250ZM20 219H18V220H20ZM40 219L42 220V221H40ZM108 219H110V217L108 218ZM230 219H231V221H233V223L230 221ZM259 219H261V218H259ZM263 219H264V217H263ZM10 220V221H9ZM55 220V219H54ZM75 220V221H76ZM79 220V221H80ZM105 221L104 222V224L101 226L100 225V229H99V221ZM72 221V220H71ZM100 221V222H101ZM118 221V220H117ZM163 221V222H162ZM177 221V220H176ZM228 221L230 222V224H231V226H232V224H233V227H234V225H236L235 226V229L233 228V230L232 231H234V233L233 232H231V233H229L228 232V230L226 229L227 228V226L228 225H226V224H229L228 223ZM5 222H7V223H5ZM65 222V221H64ZM67 222V221H66ZM78 222V221H77ZM183 222H184V220H183ZM5 223V224H4ZM11 223V225H12V227H14L15 226V224L16 225H18V227H14V228H10L9 229V227L11 226H8L9 224ZM74 223V222H73ZM235 223V224H234ZM251 223H249L250 224V226H253ZM43 224L44 225H47L46 227H49L50 226V229H52V232L53 233H48L47 234V228H45V226L43 227ZM53 224H54V221H53ZM102 224V223H101ZM183 224V223H182ZM245 224V223H244ZM249 224H245L246 226H247V231H248V225ZM20 225H22V224H20ZM55 225H56V223H55ZM98 225V227H96ZM163 225V224H162ZM1 226V225H0ZM180 226V225H179ZM238 226V227H237ZM249 226V227H250ZM257 226V225H256ZM63 227V226H62ZM66 227V226H65ZM70 227H72V224H71V226ZM186 227V226H185ZM226 227V228H225ZM229 227V226H228ZM260 227V226H259ZM16 228L18 229V230H16ZM59 228V227H58ZM57 228V229H58ZM98 228V230H96ZM180 228V227H179ZM223 229V231H221L222 232V234H225L226 232H228L229 234H230V237H229V234L228 233H226V237L228 236L229 237V239L228 240H226L227 238L225 237V235H223L221 238L219 237V238H217L219 241L221 240V242L220 243H218V242H216L218 245H220L219 247H215L217 244H215V248L214 247H212V246H210L209 245V243H210V241L212 240V238H211V240H210V237H211V235L210 234H213V236H214V233H213V230L215 231L216 229H217V231H219L220 232V229ZM224 228H225V233H224ZM239 228H241V230H240V232H239ZM61 229V228H60ZM63 229V228H62ZM65 229H67V228H65ZM63 230L64 232L66 231V230ZM213 229V230H212ZM219 229V230H218ZM229 229V228H228ZM245 229V228H244ZM244 229H243V231H244ZM255 228H253V230H254ZM191 230V229H190ZM231 230V229H230ZM257 230V229H256ZM260 230V229H259ZM17 231V232H16ZM58 231V230H57ZM60 232L62 231V230H59ZM62 231V232H63ZM75 231V230H74ZM187 231V230H186ZM251 231H252V228L250 227V232H248V234L249 233H251ZM14 232V233H13ZM51 232V231H50ZM62 232L60 233V235H62ZM67 232V234H69ZM16 233V234H15ZM59 233V232H58ZM240 233V234H239ZM245 234H246V232H244ZM254 233H255V231H254ZM263 233V232H262ZM10 233L8 232V234L6 235L7 237H8V235H9ZM228 234V235H227ZM259 234V233H258ZM261 234V233H260ZM16 235H17V238H16ZM59 235V234H58ZM78 235V234H77ZM76 235V237H79V236H77ZM81 235V236H82ZM217 235H218V232H217ZM244 235V234H243ZM2 236V237H1ZM10 236V235H9ZM12 236V235H11ZM28 236H31V238H32V234H28ZM34 236H36V235H34ZM51 236V237H52ZM56 238H57V234L56 235H54ZM66 236V235H65ZM69 236V235H68ZM219 236V235H218ZM245 236V235H244ZM7 237H5V238H7ZM58 237H60V236H58ZM169 237V236H168ZM215 237V236H214ZM241 237H242V235H241ZM240 236L239 237H237V238H240V239H242ZM4 238V237H3ZM5 238H4V241H3V243H1L2 242V240L0 241V247H2V246H6V245H8V239H10L9 237H8V239H6L7 241H5ZM27 238H30V237H27ZM26 238V239H27ZM53 238V237H52ZM70 238H72V239H70ZM75 240H74V239ZM224 238H226L225 239V244H224ZM236 238V237H235ZM234 238V235H233V239H235ZM50 239V238H49ZM79 239H81V237L79 238ZM179 239V238H178ZM239 239V240H240ZM247 239V238H246ZM11 240L9 241V242H11ZM23 240V241H22ZM31 240V239H30ZM34 242H35V240L36 239H32ZM50 240H52V239H50ZM169 240H170V237H169ZM173 240H174V238H173ZM190 240V239H189ZM210 240V241H209ZM237 240V239H236ZM235 240V241H236ZM46 241V240H45ZM53 241V240H52ZM56 241L57 240H55L54 239V241L53 242H55L56 243ZM79 241V240H78ZM177 241V239L175 240V242ZM185 241H187V240H185ZM209 241V242H208ZM234 241V240H233ZM4 242H6V243H4ZM21 242L18 244V246H17V249H18V247H19V245L21 246L22 244H21ZM28 242V241H27ZM49 242V240L48 241H46V243H48ZM178 242H180V240L178 241ZM207 242V243H206ZM214 242V241H213ZM12 243V242H11ZM14 243H15V241H14ZM13 243V244H14ZM26 243V242H25ZM29 243V242H28ZM31 243H33L32 241H31ZM177 243V242H176ZM182 243V242H181ZM212 243V242H211ZM229 242H227V244H228ZM231 243V242H230ZM229 243V244H230ZM233 244L235 243V242H232ZM231 243V244H232ZM239 243H241V241H239ZM162 244H164V243H161V245ZM178 244V243H177ZM213 245H214V243H212ZM25 245H27V244H25ZM237 245H238V241H237ZM9 246V245H8ZM29 246V245H28ZM27 246V247H28ZM30 246V247H31ZM117 246L119 247V248H117ZM122 246V247H121ZM183 246H184V244H183ZM230 246V245H229ZM233 246H236V245H231L230 247H232L233 249L235 248V247H233ZM239 246H241L240 244H239ZM251 246V245H250ZM185 246H184V248H186ZM225 248V249H222V248ZM3 248H5V247H3ZM8 248V247H7ZM21 248H23V246L22 247H20L19 248V250L21 249ZM26 248V247H25ZM24 248V249H25ZM35 248V247H34ZM33 248V249H34ZM117 248V249H116ZM173 248V247H172ZM189 248H190V250H189ZM214 248V249H213ZM236 248H238L237 246H236ZM241 248V247H240ZM240 248L239 249H236V250H239L240 251ZM249 248V247H248ZM243 249H244V247H243ZM23 250V249H22ZM22 250H21V252H22ZM26 250V249H25ZM28 250V249H27ZM26 250V251H27ZM51 250V251H52ZM154 250V249H153ZM171 250H173V249H171L170 248V250H168V252L169 251H171ZM179 250V251H178ZM235 250V249H234ZM235 250V251H236ZM242 250V249H241ZM28 251H31L30 249L28 250ZM239 251H236V253H238ZM256 251V250H255ZM9 252V251H8ZM13 252H15V251H13ZM20 252V251H19ZM18 252V253H19ZM23 252H24V250H23ZM32 252H34V251H32ZM32 252H30V253H32ZM159 252V251H158ZM175 252V251H174ZM241 252V251H240ZM249 252V251H248ZM27 253V252H26ZM115 253V254H114ZM122 253H120V254H118V255H121ZM173 253V252H172ZM178 253V254H177ZM233 253H235V252H233ZM235 253V255H237ZM242 253V252H241ZM168 253H166V255H167ZM219 254V255H220ZM19 255H20V253H19ZM105 255H107V256H105ZM126 255V256H127ZM172 255V254H171ZM190 255H191V257H190ZM233 255V254H232ZM234 255V256H235ZM239 255H241L240 253H238V256ZM16 256V255H15ZM55 256V255H54ZM56 256H55V258H56ZM64 256H68L67 257V259L65 258H63ZM180 258H179V257ZM20 257V256H19ZM77 257H79V258H77ZM116 257V256H115ZM118 258L120 257V256H117ZM122 257V256H121ZM166 257V260H167V258H168V256H165ZM170 257V256H169ZM236 257V256H235ZM235 257H234V259H235ZM240 257V256H239ZM239 257H236V259L238 258L239 259ZM9 258H10V256H9ZM41 258H42V260L43 261H41ZM77 258V259H76ZM103 258V259H104ZM123 258V257H122ZM122 258H120V259H122ZM127 258H128V256H127ZM188 258H190L191 260H189ZM241 258H242V256H241ZM18 259V258H17ZM21 259V258H20ZM37 259V260H38ZM106 259H104V260H106ZM114 259H117V258H114ZM119 259V260H120ZM187 259L189 260V262L187 261ZM223 259V260H222ZM229 259V258H228ZM235 259V260H236ZM237 259V260H238ZM22 260V259H21ZM78 260V261H77ZM106 260V261H107ZM127 260V259H126ZM170 260H172V259H170ZM218 260V261H217ZM237 260H236V262H237ZM240 260L241 259H239V261L237 262V263H239L240 264ZM23 261H21V262H23ZM31 261V260H30ZM34 260H32V262H33ZM52 261V263H54ZM115 261V260H114ZM113 261V262H114ZM169 261V258H168V260H167V262ZM184 261V262H183ZM230 261H232V260H230ZM23 262V263H24ZM37 262H34V263H37ZM107 262H109V261H107ZM106 262V263H107ZM112 262V263H113ZM118 262V259L115 261V263H117ZM120 262H121V260L118 262L119 264H120ZM125 262V261H124ZM235 261H233V263H234ZM244 262V261H243ZM24 263V264H25ZM51 263V262H50ZM49 263V264H50ZM51 263V264H52ZM117 263V264H118ZM175 263H173L172 262V264H175ZM223 263V262H222ZM221 263V264H222ZM28 264H30V263H28ZM57 264V263H56ZM114 264V263H113ZM121 264H122V262H121ZM144 264H147V263H144ZM165 264V263H164ZM168 264H170V263H168ZM236 264V263H235Z\"/></svg>",
	"mask_w": 264,
	"mask_h": 264
}]
</instances>
